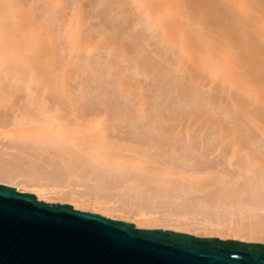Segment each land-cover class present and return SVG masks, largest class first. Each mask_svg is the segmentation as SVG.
<instances>
[{"label":"rangeland","instance_id":"obj_1","mask_svg":"<svg viewBox=\"0 0 264 264\" xmlns=\"http://www.w3.org/2000/svg\"><path fill=\"white\" fill-rule=\"evenodd\" d=\"M3 0H0V36H1V38H0V52L1 51H3L4 53L3 54H1L0 53V70H3L4 68H7V63H9L8 64V66L10 65V66H13L14 64L13 63H15V61H16V59L15 58H17V56L18 55H22V56H26V57H24V58H26V60H30V56H32V55H35V61L34 62H39L38 61V57L40 56V53L42 52V49L41 48H43V46H46V45H50L52 42V44L51 45H55L54 43H56V46L54 47L53 46V48L55 49V53H54V56L50 59V61H48V63H46V64H43L42 66H43V68L45 67V70H47V71H53L55 68L57 69V70H54V74L53 75H55L54 76V80L53 81H51L52 82V85L53 86H55V88L53 87V89L51 90V91H53V92H50L49 94H47L48 96H55L56 95V93H57V96H63V99H65L66 101H69L70 100V97H71V100L73 99V102L72 103H76L75 104V106H74V104H73V108L74 109H76L77 107V111L80 113V115H81V117H80V119H78L77 117L74 119V117H73V119H72V117H70V116H65L66 118H67V120H68V117H69V119H70V121H75V123H77V125H81V126H83V127H89L90 126V120L92 121V116L93 115H96V113L99 115V113H102V111H104L105 109H110L109 110V112H111V117H110V123L109 124H111V125H109V127L111 126V128H109L110 130H112V131H110V130H108L109 131V135H110V138H112V140H114V141H112L110 144V146H111V148H110V151H111V149L113 150V152H114V154L115 155H120L121 156V151L123 152V157H124V159L123 158H121L120 156H118L119 157V163L118 162H115L116 164V167H119L118 168V170H117V168L114 166V162L113 163H111L112 161H107V159H102L101 157L99 158V157H92V156H90L89 155V153H86L84 150L82 151V149L83 148H76V147H78V146H76L77 144L75 143V141L74 140H72V141H68V145L69 146H67V145H65L66 147H68L69 149H70V152H72L73 153V155L76 157V159H77V161L79 160H81L80 162H83L84 163V165L82 164V163H77L76 162V164H77V166H76V164H75V162H74V165L73 164H71L72 165V167L71 166H64L63 164H65V163H62V162H60V160L59 159H57V157H56V159H55V157H53V158H51L50 159V157L51 156H48L49 155V153H48V155L47 154H43L44 152H41V150H40V148L36 145V144H38L40 141H42V140H44L43 138H39V137H34L33 135V137L32 138H30L31 140H25V141H23V140H20L19 138H15V139H11V142H10V139L9 138H6V136H4V135H2V133L1 132H3L4 130V125H0V171L2 172V174H0L1 176L0 177H3L2 179H0V184H4V185H7V186H11V187H15V188H17V190L18 191H20V192H24V193H33V194H35L36 196H38L37 194H38V192H37V190H35V188H33V187H36L37 185H39V184H48V185H54V186H58V185H61V186H63V185H66V186H68V184H70L67 188H66V190H68V191H71V189H73L72 191H74L75 193H78V194H81V195H84V194H87L86 196H90V198L91 199H93V198H95V199H99V200H108L107 202H109L110 203V201L109 200H111L112 199V201H113V203H114V200H115V202H116V200L118 201V204H120L119 202H123V203H126L125 204V208L126 209H128V210H133V209H145V211H150V213H152V214H154V216H156V217H161V216H163V217H167L168 215L170 216H168V218H171L172 220H173V222H172V224H180L181 226H184V225H187V224H190L189 226V229H187L186 227H184V228H176L174 225H165V223H160V222H155V223H140V221H139V219L137 220V216L136 217H134V216H123V215H119V214H116L115 215V213L114 214H112V213H108V212H105V211H102V210H100V209H98V207H96V206H94V205H91V204H81V205H77V208H75L74 206L76 205L75 204V202L73 201V200H65L64 198H62V197H58L57 198V196H49L48 197V199L45 197H42L41 199H39L38 197V199L39 200H43V201H45V202H51V203H62V204H70V205H72L75 209H77V210H81V211H86V212H92V213H96V214H100V215H102V216H105V217H107V218H110V219H113V220H120V221H124V222H129V223H133V224H135L136 225V227H138V228H144V229H154V228H165V229H171V230H175V231H180V232H187V233H190V234H194V235H196V236H201V237H217V238H221V239H239V238H235V236L233 237L232 235H230V237L229 236H225V235H222V234H219V233H214L215 231H212V232H209L208 233V231H205V230H203V228L204 227H215L216 229L217 228H221L222 226L221 225H223V227L224 228H227V227H225L224 225H226V226H231V227H233V225L234 226H237V227H239L240 225V227H243L242 226V224L243 225H245L244 227H247L246 225H255L254 224V222L256 223L257 221H259V223L257 222V224H260V221H261V223H263V221H264V212H262L263 210H260L259 208H258V206L256 207V203H254V200L256 199H258L257 197V195H254V194H250V195H252L253 196V199H251L252 198V196L250 197V199H246V198H240V200H238L239 198L238 197H236V199H235V197H226V195H224V194H227L228 192L229 193H231L233 190H231V189H233L234 187H236L239 183H237V182H240V181H243L245 184L246 183H249L250 182V180H249V175H248V173H247V171L245 172V171H243V170H241V168L243 167V166H246V162H247V165L248 164H251L252 165V162L255 164V157H254V154H252L251 155V157L249 156V157H247V155H250V154H246L247 152H245V150L247 149H253L254 151H256V152H258L259 151V153H261L260 152V150L261 151H263V153H264V133H262V132H264L263 130L264 129H262V128H264V123L263 122H259V121H261L260 120V115H259V113H258V111H259V109H261L260 107H261V105L259 104L260 102H254V101H251V103H250V105H249V107L251 106V105H253V106H251L250 108H249V110H248V106L247 107H245V109H246V114H244V117H243V115L241 114V113H239L240 111V109H238V106H236L234 103L235 102H233L232 100H230L229 98V96H227V94H226V90H224V95L222 94V93H220V92H223V91H221V89L219 88V87H215L216 86V82L215 83H209V82H207V81H204L203 83H200V84H198V86H196L197 85V82H196V84L194 85V83L195 82H192V85L194 86V87H197L196 89H194V90H198L197 91V93L195 92V93H193L191 96L193 97V98H191V96L190 97H188V96H186V97H184V99L182 98V99H179V98H177V99H175L176 97H175V93H173L172 92V87H170V85L168 84L167 85V82L165 81V80H163V79H161V78H157L152 72H150L151 70H149V72L148 71H146V70H144L142 67H140V66H138V64L135 62V61H130V59L128 58V57H126L125 56V54H123L122 55V53L120 54V55H117V54H119V53H116L114 50H112L108 45H106L105 44V41L103 42V40H104V38H105V35L108 33V32H106V26L104 25V20H99V11L101 10V9H103V7H104V9H106L107 10V13H108V15H109V17H110V20L112 21V24L114 23V29H116L117 27L119 28V27H121L122 26V24H123V22H124V20H123V18H121V14H122V11H121V9L118 7V6H113V8L112 7H108L109 6V0L107 1L106 0V2H105V0H103L104 1V3L101 5V3L103 2L102 0H92V1H95V5L96 6H91V7H89V9H87L88 7H85V9H87V12L84 14V19L82 20V23L85 25V24H87V27H86V25L84 26L82 23V26L80 25V31L84 34V36L85 37H89L90 36V34H91V38H90V40L95 44H97L99 47H96V46H94L93 47V43L92 44H90L89 42H90V40H89V42H86L85 43V45H80L79 47L77 46V48L76 47H71V46H69V41H68V39H67V36H66V33H65V26H66V24L68 23V22H71L70 20L71 19H73V16H74V14L76 13L75 11H77V9H78V7H79V5H80V3H77V2H79L80 0H61L62 2H60L59 4H57L56 2H54L53 0H4L3 2H2ZM13 1V2H12ZM21 1V2H20ZM64 1V2H63ZM65 1H66V4H65ZM82 2H85V3H87L88 1L90 2L91 0H81ZM80 1V2H81ZM150 1H152V2H154V3H152V2H150ZM20 2V3H19ZM49 2V3H48ZM69 2V3H68ZM76 4H74V3ZM88 2V3H89ZM131 2H133V3H131ZM135 0H130V8L128 9L129 11H128V13L130 14V20H129V25H130V28H131V30H130V32H129V34L127 33V34H125V33H120L121 34V38L122 39H124L125 40V42L126 43H128V44H130L132 47L134 46V47H136V46H139V47H141V48H144V46L146 47V48H144V50L147 52V55L148 56H150L151 58L153 57V59L156 61V62H159V63H161V64H165V66H167L168 65V67H170V68H175V66H177V62H178V57H177V52H176V50H177V48H176V44H177V42L178 41H180V43L182 42V43H184V42H187L188 43V41H189V43H191L192 45H193V43L195 44V41H196V44H195V46H199V44H201V46H203V47H201V46H199V47H197V49H196V55L200 58L201 56V58L202 59H204V58H208L209 56H211L212 57V51H213V55L215 54V52H214V47L212 46L211 48H213L212 50H210L209 48H210V45L209 46H204L203 45V43H201V41H203V37H202V39H200L201 37H197L198 39H199V41H198V39L196 40L195 38V41L193 42V40H192V38L193 37H191L189 34H191V31L192 30H190V33H187V32H183V35L182 34H180L176 29H174L173 28V30H172V24L170 23V22H172L171 21V19H170V17H173L172 15H171V13L170 12H168L169 14H166V15H168L167 17L168 18H165V20L164 19H161V16L160 15H162V14H158L159 12H160V10H161V8H160V6L161 5H163L164 3L162 2V3H160V5L158 4L159 2H161V1H156V0H149V4H150V6H145V4H143V6H144V8L145 9H143V6L142 5H140V4H138L137 3V1L135 2ZM14 3V4H13ZM18 3V4H17ZM24 3V4H23ZM87 3V4H88ZM22 4V5H21ZM56 4H57V6H56ZM61 4V5H60ZM98 4V5H97ZM12 5V6H11ZM52 5H55L54 6V8H53V6ZM78 5V6H77ZM136 5V6H135ZM137 5L139 6V7H137ZM158 5V6H157ZM32 6H33V8H32ZM48 6H49V8H48ZM74 6V7H73ZM155 6V7H154ZM156 6L159 8L158 10H159V12L157 13V12H155V14L154 15H152V16H150V18H149V20H147L148 19V16L145 14V12L144 13H142L143 12V10L145 11V10H147L146 8H150L149 10H157V8H156ZM4 7V8H3ZM20 7H22L21 8V10H20ZM61 7H63V8H61ZM65 7V8H64ZM68 7V8H67ZM73 7V8H72ZM77 7V8H76ZM100 7V8H99ZM102 7V8H101ZM141 7V8H140ZM16 8V9H15ZM27 8V9H26ZM67 8V9H66ZM71 8V9H70ZM93 8V9H92ZM110 8H111V10H110ZM117 8V9H116ZM3 9V10H2ZM20 10V12L18 11V10ZM23 9H25L24 11H23ZM32 9V10H31ZM53 9V10H52ZM120 9V10H119ZM136 9V10H135ZM139 9H140V11H139ZM16 10V11H15ZM60 10H62L61 11V14H60ZM157 10V11H158ZM10 11L11 12H15L16 14H18V15H16V16H14V18L13 17H11L10 16ZM28 11V12H27ZM33 11V12H32ZM35 11H36V13H35ZM59 11V12H58ZM88 11H91L90 12V14L88 13ZM113 11V12H112ZM138 11L139 12H141L143 15H141V13H138ZM65 12V13H64ZM118 12V13H117ZM29 14V13H32L33 15H32V17H30V23L28 22V20L26 19V17H27V14ZM115 15H114V14ZM121 13V14H120ZM135 13V14H134ZM147 13V12H146ZM161 13H167V12H164V10H162L161 11ZM8 14V15H7ZM21 14V15H20ZM43 16H42V15ZM143 17H141L140 15ZM144 14L146 15L145 17H144ZM156 14H157V16H156ZM26 15V16H25ZM36 15H38L37 17H34V16H36ZM52 15V16H51ZM88 15V16H87ZM94 15V16H93ZM19 16V17H18ZM49 16V17H48ZM63 16V17H62ZM70 16V17H69ZM118 16H119V18H118ZM137 16V17H136ZM140 16V17H139ZM155 16V17H154ZM47 17V18H46ZM59 17H60V19H59ZM68 17V18H67ZM92 17H93V19H94V21H93V19H92ZM112 17H114V18H112ZM158 17H159V19H158ZM16 18V19H15ZM17 18H18V20H17ZM22 18V19H21ZM25 18V19H24ZM33 20H32V19ZM35 18V19H34ZM36 18H38L39 19V21H38V19H36ZM67 20H66V19ZM70 18V19H69ZM21 21H20V20ZM24 19V20H23ZM48 19V20H47ZM53 19V20H52ZM59 19V20H58ZM113 19V20H112ZM121 19V20H120ZM155 19V20H154ZM9 20V21H8ZM22 20H23V22H22ZM35 20V21H34ZM51 22H50V21ZM99 20V21H98ZM144 20H146L145 22H144ZM153 20V21H152ZM169 20H170V22H169ZM172 20H173V18H172ZM4 21V22H3ZM16 21H18V22H16ZM26 21H27V23L29 24V26H31V27H28V25H27V23H26ZM37 21V22H36ZM115 21V22H114ZM136 21V22H135ZM155 21V22H154ZM5 22H7L6 24H5ZM15 22H16V24H15ZM45 22H48V24H47V27H45L46 29H47V31L46 32H44V33H47V34H44L42 31H41V29L43 28V25L45 24ZM53 22V23H52ZM139 22V23H138ZM158 24H157V23ZM160 22H161V25H160ZM2 23V24H1ZM10 23V24H9ZM14 23V24H13ZM31 23H33V24H31ZM51 23V24H50ZM90 23V24H89ZM117 23V24H116ZM149 25H148V24ZM152 23V25L154 26V28H152L151 26H150V24ZM156 23V24H155ZM163 23V24H162ZM167 23V24H166ZM25 24H26V26H25ZM38 24H41V25H39L38 26ZM54 24V25H53ZM62 24V25H61ZM138 24V25H137ZM141 24V25H140ZM166 24V25H165ZM169 24V25H168ZM14 25V26H13ZM51 25H52V27H51ZM98 25V26H97ZM100 25V26H99ZM103 25V26H102ZM116 25V26H115ZM155 25H156V27H160L159 28V30L157 31L155 28ZM22 26H23V29L25 28V30H22ZM36 26H38L39 28L40 27H42V28H38V27H36ZM45 26V25H44ZM93 26V27H92ZM136 26V27H135ZM138 26V27H137ZM142 26V27H141ZM165 26V27H164ZM3 27H5V28H3ZM14 27H15V29H14ZM27 27V28H26ZM33 27V28H32ZM37 29V31H38V34L40 35V36H42V34L44 35V36H42L44 39L47 37V35H48V39L46 38L45 40H48L47 42H49V43H46L45 44V40L43 41V38H39V35H37V34H35V32L37 33V31L35 30V28ZM84 27H85V30H83L84 29ZM91 27V28H90ZM95 27V28H94ZM163 27V28H162ZM166 27H167V29H166ZM12 28V29H11ZM45 28H43V30L45 31L46 29ZM62 28V29H61ZM63 28H64V30H63ZM153 30H152V29ZM171 28V31L169 30V29ZM31 29V30H30ZM39 29V30H38ZM61 29V30H60ZM86 29H87V31H86ZM93 29V30H92ZM103 29V30H102ZM151 29V30H150ZM155 29V30H154ZM7 32H6V31ZM12 30H14V31H12ZM95 30V31H94ZM136 30V31H135ZM139 30H140V32H139ZM176 30V31H175ZM3 31V32H2ZM27 31V32H26ZM32 31H34V33L32 32ZM39 31H41V32H39ZM52 31V32H51ZM92 31V32H91ZM100 31V32H99ZM102 31V32H101ZM105 31V32H104ZM132 31H134V32H132ZM168 31V32H167ZM2 32V33H1ZM5 32H6V34H5ZM17 34V35H15V33ZM56 32H57V35H56ZM85 32V33H84ZM96 32V33H95ZM148 32V33H147ZM153 32H154V34H153ZM167 32V33H166ZM169 32L171 33V34H169ZM173 32V33H172ZM176 32H178V33H176ZM10 33V34H9ZM22 33V34H21ZM42 33V34H41ZM61 33V34H60ZM64 33V34H63ZM102 33V34H101ZM136 33V35H133V34H135ZM165 33H166V35H165ZM174 33H176V34H174ZM103 34H104V36H103ZM125 34V35H124ZM156 34V36H154ZM182 36H180V35ZM187 34L189 35V36H187ZM6 36V38H5V36ZM12 35V36H11ZM21 35H23V36H25V37H23V36H21ZM63 35V36H62ZM131 35V36H130ZM133 35V36H132ZM138 35V36H137ZM176 37V38H172V40L174 39V43L172 42V40L170 39L171 37H174V36ZM18 36H19V38H18ZM34 36V37H33ZM66 38H65V37ZM93 36V37H92ZM120 36V35H119ZM124 38H123V37ZM128 36V37H127ZM136 36V37H135ZM170 38H169V37ZM178 36H179V38H178ZM187 36V37H186ZM10 37V38H9ZM37 37V38H36ZM56 37V38H55ZM95 37H96V39H95ZM130 37V38H129ZM132 37V38H131ZM148 37V38H147ZM151 37V38H150ZM165 37H166V39H165ZM3 38V39H2ZM8 38V39H7ZM21 38V39H20ZM25 38V39H24ZM33 38V39H32ZM34 38H36V40L34 39ZM100 38H101V40H100ZM142 38V39H141ZM187 39V40H185V39ZM190 38H191V40H190ZM24 39V40H23ZM40 39V40H39ZM42 39V40H41ZM94 39V40H93ZM130 39V40H129ZM156 39L158 40V41H156ZM165 39V40H164ZM170 40V42H167V41H169ZM179 39V40H178ZM29 40V41H28ZM54 40V41H53ZM98 40V42H96ZM132 40L134 41L133 43H132ZM140 40V41H139ZM142 40V41H141ZM152 40H154V41H152ZM164 40V41H163ZM184 40V41H183ZM201 40V41H200ZM7 41V42H6ZM12 41V42H11ZM18 41V42H17ZM136 41V42H135ZM160 41V42H159ZM177 41V42H176ZM192 41V42H191ZM197 41H198V44H197ZM27 42V43H26ZM30 42V43H29ZM44 42V43H43ZM131 42V43H130ZM143 42V43H142ZM148 42V43H147ZM159 42V43H158ZM172 42V43H171ZM176 42V43H175ZM7 43H9L8 45H7ZM12 43H14V44H12ZM20 45H19V44ZM22 43H24V44H22ZM59 43V44H58ZM60 43H61V45H60ZM87 43H88V45H87ZM137 43V44H136ZM139 43H141L140 45H139ZM152 43V44H151ZM166 43V44H165ZM168 43V44H167ZM180 43H178V44H180ZM3 44V45H2ZM11 44V45H10ZM44 44V45H43ZM90 44V45H89ZM103 44H105V45H103ZM134 44V45H133ZM144 44V45H143ZM146 44V45H145ZM154 44V45H153ZM164 44V45H163ZM174 45V46H172V45ZM50 45V46H51ZM159 45V46H158ZM168 45H170L169 47H168ZM14 46V47H13ZM24 46H26V47H24ZM31 46V47H30ZM40 46V47H39ZM42 46V47H41ZM152 46V47H151ZM163 46V47H162ZM6 47V48H5ZM12 47V48H11ZM60 47H63V48H60ZM89 47H92V49L91 48H89ZM96 47V48H95ZM105 47V48H104ZM172 47H174V49H172ZM206 47V48H205ZM209 47V48H208ZM2 48H4V49H2ZM21 48V49H20ZM65 48H67V49H65ZM79 48H81V49H79ZM84 48V49H83ZM87 48V49H86ZM104 48V49H103ZM166 48V49H165ZM169 50H168V49ZM205 48V49H204ZM6 49V50H5ZM13 49V50H12ZM20 49V50H19ZM40 49H41V51H40ZM59 49V53H57L58 50ZM94 49H95V51H94ZM133 49H136V48H133ZM171 49H172V51H171ZM201 49V50H200ZM71 52H70V51ZM72 50H73V52H74V55H73V52H72ZM101 50V51H100ZM102 50H103V52H102ZM113 52H112V51ZM200 50V51H199ZM206 50V51H205ZM210 52H209V51ZM10 51H11V53H10ZM28 51L30 52V53H28ZM37 51H40V53L39 52H37ZM68 51H69V54H67L68 53ZM91 53H90V52ZM93 51V52H92ZM169 51V52H168ZM16 52V53H15ZM26 52V53H25ZM62 52V53H61ZM171 52H174V53H171ZM199 54H198V53ZM209 52V53H208ZM16 55H15V54ZM36 53V54H35ZM81 53V54H80ZM85 54V56H83L84 54ZM168 53V54H167ZM211 53V55H209ZM13 54V55H12ZM57 54H58V56H57ZM71 54V55H70ZM86 54H89V55H86ZM96 54V55H95ZM99 56H98V55ZM101 54V55H100ZM115 56H114V55ZM132 55L131 56H135L136 55V50H135V52L133 51V53H131ZM135 54V55H134ZM3 55V56H2ZM15 55V56H14ZM73 55V56H72ZM79 57H78V56ZM173 55V57H171ZM209 55V56H208ZM4 56H8V57H5L4 58ZM11 56V57H10ZM37 56V57H36ZM61 56V57H60ZM88 56H89V59H87L88 58ZM94 56V57H93ZM104 56V57H103ZM120 56V57H119ZM176 56V57H175ZM12 57H13V59H12ZM56 57H58V58H56ZM102 57V58H101ZM162 57V58H161ZM165 57V58H164ZM169 57H171V58H169ZM2 58H3V60H2ZM9 58H10V60H9ZM29 58V59H28ZM37 58V59H36ZM73 58V59H72ZM80 58V59H79ZM96 58V59H95ZM118 58H119V60H118ZM134 58V57H133ZM135 58H136V56H135ZM210 58V57H209ZM208 58V59H209ZM15 59V60H14ZM55 59H57L56 61H55ZM65 59V60H64ZM69 59V60H68ZM87 59V60H86ZM91 59H93V60H91ZM117 59V60H116ZM122 59H124V60H122ZM175 61H174V60ZM62 60V61H61ZM66 60H68L69 62V64H66L67 63V61ZM78 62H76V61ZM80 60V61H79ZM85 60V61H84ZM115 60V61H114ZM139 60V59H138ZM7 63H6V62ZM10 61V62H9ZM64 61V62H63ZM83 61V62H82ZM104 61H106V62H104ZM112 61V62H111ZM126 61V62H125ZM129 63H128V62ZM162 61V62H161ZM2 62H3V65H2ZM13 62V63H12ZM66 62V63H65ZM73 64H72V63ZM86 64H85V63ZM165 62V63H164ZM171 62V63H170ZM5 63V64H4ZM11 63V64H10ZM84 63V64H83ZM92 63V64H91ZM93 63H95V64H93ZM100 63V64H99ZM113 63H114V65H113ZM133 63V64H132ZM168 63V64H167ZM13 64V65H12ZM40 64V63H39ZM61 64H63L62 66H61ZM70 64H72V65H74V68L73 67H71V65ZM117 64H119V66L117 65ZM132 64V65H131ZM136 64H137V66H136ZM173 64V65H172ZM5 65V66H4ZM46 65H48V66H46ZM50 65V66H49ZM53 65V67H51ZM56 65H58V68H57V66ZM65 65V66H64ZM67 65V66H66ZM92 65V66H91ZM100 65H102V66H100ZM105 65V66H104ZM140 65V64H139ZM70 66V67H69ZM80 66H84V68L85 67H87V69L85 70V73L83 74V76L87 79V85L86 86H84L82 83H81V80L79 79V78H74V80L72 79L73 77H74V73H75V71H73L75 68L76 69H79L80 68ZM109 66V67H108ZM113 66L116 68V69H118L117 71H116V69L114 68V70H113ZM134 66V67H133ZM226 66H228V65H226ZM49 67H50V69H49ZM62 67V68H61ZM92 67H94V68H92ZM106 67H107V69H106ZM119 67V68H118ZM139 69H138V68ZM53 68V69H52ZM60 68V69H59ZM91 68H92V70H91ZM136 68V69H135ZM61 69H64L63 70V72L62 73H64V79L65 78H67V77H65V75H66V72L69 74V71L68 70H72L74 73H72L71 74V72H70V76H68V74H67V76L68 77H70V78H68V79H65V81H64V83H66L67 85H65V87H61L60 85H59V82L61 81V79L59 78V76H60V74H62L61 73ZM94 69V70H93ZM58 70H60V72H58ZM66 70V71H65ZM101 70V71H100ZM103 70V71H102ZM108 70V71H107ZM109 70H110V73H109ZM113 70V71H112ZM136 70H138L137 72H136ZM142 70H144V71H142ZM65 71V72H64ZM91 72V74H90V77H89V73L88 72ZM95 71V72H94ZM105 71V72H104ZM121 71H123L124 73H125V75H124V73L123 72H121ZM58 72V73H57ZM108 72V73H107ZM112 72H113V74H112ZM115 72V73H114ZM140 72V73H139ZM87 73V74H86ZM98 73V74H97ZM137 73V74H136ZM183 73V72H182ZM182 73H181V75H182ZM57 74H59V75H57ZM112 74V75H111ZM121 74H123V75H121ZM141 76H139V75ZM142 74V75H141ZM147 74V75H146ZM184 74V73H183ZM106 75V76H105ZM153 75H154V77H153ZM58 76V77H57ZM96 78H94V77ZM120 76V80H119V77ZM121 76H123L122 78H121ZM137 76V77H136ZM146 76V77H145ZM61 77V76H60ZM76 77H78V75H76ZM98 77V78H97ZM116 79H115V78ZM125 77H127L128 79H129V81H128V79L127 78H125ZM134 77V78H133ZM103 78H105V79H103ZM112 79V81H111V79ZM150 78V79H149ZM56 79V80H55ZM69 79H71L70 81H71V83H69L70 81H69ZM91 79V80H90ZM103 79V80H102ZM110 79V80H109ZM136 79V80H135ZM142 81H141V80ZM60 80V81H59ZM77 80V81H76ZM95 81V83H94V81ZM117 82H116V81ZM123 80H126V82L128 83V84H126V85H124V87H121L120 86V82L121 81H123ZM140 80V81H139ZM148 81V82H146V81ZM157 80V81H156ZM162 80V82H160ZM26 80H24L23 82H21V85H18V86H20V88H22V89H25V88H23L22 86H26V82H25ZM69 81V82H68ZM74 81V82H73ZM80 81V82H79ZM115 81V82H114ZM119 81V82H118ZM138 81V82H137ZM80 84H82V85H80ZM88 82H90L89 84H88ZM92 82V83H91ZM98 84H97V83ZM114 82V83H113ZM129 82H131V84L129 83ZM143 82V83H142ZM152 82V83H151ZM159 84H158V83ZM35 83H38L37 81H34L33 82V84H32V86H33V88L35 87L36 88V84ZM110 83V84H109ZM116 83V85L114 86V84ZM134 83V84H133ZM151 83V84H150ZM68 84H70V85H68ZM72 84V85H71ZM91 84V85H90ZM137 84H140V85H138V89H137V87H136V85ZM150 84V85H149ZM161 84V85H160ZM209 86H208V85ZM218 84V83H217ZM38 85H39V83H38ZM37 85V86H38ZM60 87H59V86ZM75 85V86H74ZM95 85H97V86H95ZM119 85V86H118ZM131 85V86H130ZM145 85V86H144ZM148 85V86H147ZM153 87H152V86ZM155 85V86H154ZM167 85V86H166ZM214 85V86H213ZM224 85V84H223ZM66 86H70L69 88L67 87L66 88ZM88 86H90V87H88ZM93 86V87H92ZM101 88H100V87ZM142 88H141V87ZM143 86H144V88H145V90H144V88H143ZM199 86H201V87H199ZM203 86H204V88H203ZM210 86H212V87H210ZM226 86V85H225ZM78 87V88H77ZM94 87H96V88H94ZM113 87V88H112ZM117 87V88H116ZM120 87V88H119ZM135 88L134 90L133 89H131V88ZM150 87V88H149ZM159 87V88H158ZM167 87V88H166ZM199 87V88H198ZM215 87V88H214ZM60 88V89H59ZM62 88H64V89H62ZM77 88V89H76ZM87 88V89H86ZM104 88V89H103ZM110 88V89H109ZM122 88H124V89H122ZM128 88L130 89L129 90V92H128ZM140 88L142 89V90H140ZM147 88V89H146ZM160 88H162L161 90H160ZM163 88L165 89V91L163 90ZM214 88V89H213ZM216 88H219V90L218 89H216ZM55 89V90H54ZM65 89H66V91H65ZM69 89H70V91H69ZM80 91H79V90ZM92 89V90H91ZM97 89V91L95 92V90ZM107 89H109V90H107ZM115 89V90H114ZM120 89V90H119ZM203 91H202V90ZM216 89V90H215ZM224 89H226V87L224 88ZM57 90V91H56ZM59 90V91H58ZM62 90V91H61ZM87 92H86V91ZM104 90V91H103ZM119 90V91H118ZM123 90V91H122ZM137 90H138V92H137ZM156 90V91H155ZM213 90V91H212ZM55 91H56V93H55ZM69 91V92H68ZM132 93H131V92ZM145 91H147V92H145ZM207 91H210V92H214L213 94V97H209V94H206V93H209V92H207ZM64 93V94H62V93ZM79 92V93H78ZM90 92V93H89ZM102 92V93H101ZM113 92V93H112ZM118 92H119V95L121 96H119L118 95ZM123 94H122V93ZM135 92V93H134ZM159 92V93H158ZM202 92V93H201ZM206 92V93H205ZM217 92V93H216ZM71 93V94H70ZM104 93V94H103ZM126 93V94H125ZM138 93V94H137ZM140 93V94H139ZM144 93V94H143ZM146 93V94H145ZM165 95H164V94ZM205 93V94H204ZM219 93V94H218ZM93 94V95H92ZM113 94H115L114 96H113ZM125 94V95H124ZM158 94V95H157ZM163 94V95H162ZM199 95L200 96V94H201V98H200V100H199V98H198V96L197 95ZM212 94V93H211ZM226 94V95H225ZM70 95V96H69ZM90 95V96H89ZM118 97H117V96ZM130 95V96H129ZM141 97H140V96ZM142 95H144L143 97H142ZM202 95H205V97L204 96H202ZM208 95V96H207ZM36 95H32V99L35 97ZM67 96H68V98H67ZM81 96V97H80ZM108 96H110V97H108ZM128 96V97H127ZM137 96V97H136ZM151 96H153L152 98H151ZM159 96H161V97H159ZM173 96V97H172ZM195 96H197L196 98H195ZM219 96V97H218ZM226 96V97H225ZM91 97V98H90ZM101 97H102V99H101ZM105 97V98H104ZM108 97V98H107ZM139 97H140V99H139ZM172 97V98H171ZM175 97V98H174ZM215 97V98H214ZM225 97V99H223ZM107 98V99H106ZM113 98V99H112ZM190 98V99H189ZM205 98V101L203 100ZM207 98H209V100L211 101V103L209 102V100L207 99ZM216 98L218 99L217 101H216ZM35 99V98H34ZM88 99V100H87ZM101 99V100H100ZM142 99V100H141ZM145 101H144V100ZM148 99H150V101L148 100ZM153 99V100H152ZM165 99V100H164ZM173 99V100H172ZM191 99H193V101L191 100ZM222 99V100H221ZM229 99V100H228ZM70 100V101H71ZM79 100V101H78ZM83 100V101H82ZM85 100V101H84ZM94 100V101H93ZM171 100V101H170ZM175 100V101H174ZM183 100H185V103H182V102H184ZM186 100H187V102H186ZM208 100V102H206ZM215 100V101H214ZM246 100V99H245ZM104 101V102H103ZM149 101V102H148ZM161 101V102H160ZM172 101H174V102H172ZM189 101V102H188ZM195 101V102H194ZM197 101H199V103H197ZM218 101H219V103H218ZM86 102V103H85ZM103 102V103H102ZM123 102H124V104H123ZM141 102V103H140ZM143 102H144V104H143ZM152 102V103H151ZM157 102V103H156ZM192 102H194L195 104H200V102L202 103V104H204V106H206L204 109L205 110H208V111H206L205 112V110H202V113L200 114H198L199 116H202L203 115V118H200L199 116H197V118H194V116L192 117V113L195 111V109H193L192 110V108L194 107L193 105H195L194 103H192ZM213 102H214V104L215 105H218L219 106V108L220 109H218V106L217 107H214V106H212L211 104H213ZM105 103V104H104ZM128 103V104H127ZM147 103V104H146ZM177 103V104H176ZM209 103V104H208ZM216 103H218V104H216ZM255 103V104H254ZM83 104V105H82ZM110 104V105H109ZM130 104V105H129ZM148 104H150V106L148 105ZM164 104V105H163ZM169 104V105H168ZM180 104V105H179ZM189 104V105H188ZM82 105V106H81ZM91 105V106H90ZM93 105V106H92ZM101 105V106H100ZM103 105V106H102ZM118 105V106H117ZM147 106V110H146V106ZM208 105V106H207ZM210 105V106H209ZM258 105V106H257ZM97 106V107H96ZM105 106V107H104ZM109 106V107H108ZM116 106V107H115ZM154 106V107H153ZM164 106V107H163ZM178 106V107H177ZM183 109H181L180 107ZM82 107V108H81ZM93 107H94V109H93ZM124 107V108H123ZM143 109H142V108ZM156 107V108H155ZM173 107V108H172ZM176 107V108H175ZM186 107V108H185ZM189 107V108H188ZM213 107V108H212ZM81 108V109H80ZM99 108V109H98ZM105 108V109H104ZM121 110H120V109ZM127 108V109H126ZM128 108L130 109V110H128ZM132 108V109H131ZM152 110H151V109ZM163 108V109H162ZM170 109V110H167V109ZM181 110H180V109ZM210 108V109H209ZM258 108V109H257ZM79 109H80V111H79ZM85 109V112L83 111ZM103 109V110H102ZM112 109H114V110H112ZM117 109H119V110H117ZM141 110V111H139V110ZM159 109V110H158ZM189 109V110H188ZM212 109V110H211ZM215 109H217V110H215ZM237 109H238V111H237ZM93 110H95V111H93ZM102 110V111H101ZM158 110V111H157ZM161 110H163V111H161ZM166 110V111H165ZM224 110V111H223ZM256 110V111H255ZM92 111V112H91ZM98 111V112H97ZM135 111V112H134ZM143 111H145V112H143ZM177 111V112H176ZM182 111V112H181ZM210 111H211V114H209L210 113ZM214 111V112H213ZM217 111V112H216ZM220 111V112H219ZM223 111V112H222ZM86 112H88V113H86ZM91 112V113H90ZM94 112H95V114H94ZM131 112V113H130ZM138 112V113H137ZM154 112H156V113H154ZM160 112V113H159ZM162 112V113H161ZM164 112V113H163ZM187 112H188V114H187ZM205 112V113H204ZM214 114H213V113ZM218 112H219V114H218ZM225 112V113H224ZM226 112H227V114H226ZM93 113V114H92ZM113 113V114H112ZM119 113H121V114H119ZM123 113V114H122ZM125 113V114H124ZM142 113H144V114H142ZM151 113H152V115H153V117H152V115H151ZM174 113V114H173ZM176 113V114H175ZM204 113V114H203ZM208 115H207V114ZM217 113V114H216ZM223 115H222V114ZM258 113V114H257ZM20 114V113H19ZM86 114V115H85ZM92 114V116L91 117H88V116H90ZM137 114V115H136ZM156 114H158L159 116L158 117H156L157 115ZM166 114V115H165ZM170 114V115H169ZM174 116H173V115ZM185 116H184V115ZM220 114H221V116H220ZM225 114V115H224ZM229 114V115H228ZM22 115H23V117H22V119H21V121H20V123L17 125V123L14 125V124H11L10 125V127L8 126V128H12V125H13V127L14 128H21V129H31V133L33 134V131L36 133V131H37V128H38V131L43 127V128H45L46 126L45 125H48V122L47 121H49V119L47 118H45V120H42V119H39V117H37V116H35L34 117V119H32L33 117H31L29 120H30V123L28 122V123H26V124H23V121L24 122H27L26 120H28L27 118L28 117H26V116H24V114L22 113ZM64 115V114H63ZM115 115V116H114ZM121 115V116H120ZM138 115H139V118H138ZM141 115H142V118H141ZM143 115H145V117L143 116ZM162 115H164V116H162ZM177 115H179V118H178V116ZM186 115H188V116H186ZM204 115L206 116V117H204ZM211 115H213V117L210 116ZM214 115H216V116H214ZM221 117H219V116ZM227 115V117H228V119H227V117H224V116H226ZM83 116V117H82ZM112 116H113V119H112ZM120 117V118H118V117ZM127 116H129L128 118L130 119H128L127 118ZM131 116V117H130ZM161 116H162V118H161ZM167 116H170V117H167ZM181 116V117H180ZM190 116V117H189ZM210 118H209V117ZM230 116V117H229ZM233 116V117H232ZM242 116V117H241ZM96 117H97V115H96ZM173 117V118H172ZM178 119H177V118ZM184 117V118H183ZM189 117V118H188ZM192 117V118H191ZM198 117H199V119H198ZM219 117V118H218ZM224 118V120H223V118ZM241 117V118H240ZM21 118V117H20ZM24 118V119H23ZM82 118H84V120L82 119ZM86 118H87V120H89L88 118H90V120L89 121H87L86 120ZM93 118H94V116H93ZM205 118V119H204ZM212 118H214V119H212ZM215 118H216V120H222V122H224L225 121V123H224V125H225V127H227L228 125V127H227V129L225 128V130H224V132L226 131V133H224L223 134V131L222 130H220V131H222V132H220L219 131V129H214L213 127H212V125H211V122L213 121V120H215ZM218 118V119H217ZM231 118H233V120L231 119ZM240 118V119H239ZM32 119V120H31ZM44 119V118H43ZM52 119V118H51ZM83 121H82V120ZM116 119V120H115ZM164 119V120H163ZM173 119V120H172ZM176 119V121H174ZM182 119V122L180 121ZM198 119V121H196ZM204 119V120H203ZM208 119V120H207ZM226 119H227V121H226ZM230 119V120H229ZM239 119V120H238ZM35 120V121H34ZM42 120V121H41ZM66 120V121H67ZM79 120V121H78ZM80 120L82 121V122H80ZM87 122H86V121ZM114 120V121H113ZM119 120V121H118ZM139 120V121H138ZM149 120V121H148ZM163 120V121H162ZM170 120H172L173 122H171ZM178 120H179V122H181V123H179L178 122ZM186 120V121H185ZM194 120H195V122H194ZM203 120V121H202ZM209 120H210V122H209ZM41 121V122H40ZM47 123H46V122ZM69 121V120H68ZM109 121V120H108ZM123 121V122H122ZM136 121V122H135ZM156 121H158L157 123H156ZM188 121H189V123H188ZM193 121V122H192ZM232 121V122H231ZM242 121V122H241ZM34 122V123H33ZM37 122V123H36ZM46 124H45V123ZM83 122H84V125H83ZM86 122V123H85ZM116 122V123H115ZM127 122V123H126ZM130 122V123H129ZM162 122H164V123H162ZM169 123V125H168V123ZM170 122H171V124L173 123V124H175V123H177V125H179V124H181V126L179 127V126H177V125H173L172 127L175 129H173L172 127H171V125H170ZM187 122V123H186ZM196 122H197V124H196ZM199 122V123H198ZM210 124H209V123ZM228 122V123H227ZM230 122V123H229ZM42 123L44 124V125H42ZM70 123V122H69ZM113 123V124H112ZM155 123V124H154ZM161 123V124H160ZM203 123V124H202ZM205 123H208L209 125H207V124H205ZM231 123H233V124H231ZM237 123V124H236ZM34 124V125H33ZM42 125V126H39V125ZM115 124V125H114ZM141 124V125H140ZM158 124H160V125H158ZM165 124V125H164ZM166 124H167V126H166ZM185 124H187V125H185ZM188 124H189V128H188ZM195 124H196V126H195ZM258 124V126H256ZM263 125V127H261L262 125ZM6 125V124H5ZM22 125H23V127H22ZM147 125V126H146ZM163 125V126H162ZM198 125H200V126H198ZM205 125V126H204ZM207 125V126H206ZM233 126V128H232V126ZM235 125H237L236 126V128H235ZM239 125H243V126H241V128L239 127ZM45 126V127H44ZM103 126V125H102ZM115 126V127H114ZM120 126V127H119ZM142 126V127H141ZM156 126H157V128H156ZM160 126H162V127H165L166 126V129H167V127H168V130L167 131H163V130H161V127ZM175 126V127H174ZM245 126V127H244ZM1 127H2V129H1ZM29 127H31V128H29ZM104 127V126H103ZM103 127H99V129H102L103 130ZM116 127H119V128H116ZM171 127V128H170ZM187 127V128H186ZM197 127V129H194V128H196ZM200 127V128H199ZM209 127L211 128V129H209ZM230 127V128H229ZM260 127V128H259ZM5 130H7V125L5 126ZM40 128V129H39ZM116 128V129H115ZM130 128V129H129ZM177 128V129H176ZM179 128V129H178ZM182 128H185L184 130H181ZM231 128H232V130H231ZM235 128V129H234ZM246 130H245V129ZM35 129V130H34ZM132 129V130H131ZM158 129V130H157ZM160 129V130H159ZM173 129V130H172ZM189 130V132H188V130ZM208 129V130H207ZM214 129V131H213V133L212 132H210V131H212ZM234 129V130H233ZM236 129H238V130H236ZM262 129V130H261ZM3 130V131H2ZM33 130V131H32ZM120 130V131H119ZM122 130V131H121ZM174 131V133H176L175 134V138H174V133L173 132H171V133H169L170 131ZM181 132H180V131ZM192 130V131H191ZM194 130V131H193ZM197 130V131H196ZM241 130H243V131H241ZM247 130H248V133H247ZM37 131V132H38ZM185 133H184V132ZM217 131V132H216ZM236 132V134H235V132L232 134L231 132ZM238 131H240V132H238ZM245 131H246V133L247 134H249L248 136L249 137H251V139H247V140H242V138H240V140H238L237 141V139H235V137H238L239 136V133H242V134H245ZM253 133H252V132ZM5 132V131H4ZM3 132V133H4ZM107 132V131H106ZM117 132V133H116ZM169 134H171V135H173V136H171V135H169V137H168V133ZM204 132V133H203ZM215 132V133H214ZM230 132V133H229ZM254 132H255V134H254ZM94 133V132H93ZM149 133V134H148ZM164 133H166V134H164ZM181 133V134H180ZM188 133H189V135H188ZM195 133V134H194ZM201 133V134H200ZM95 134V133H94ZM139 134H140V136H139ZM183 134V135H182ZM206 134H207V136H206ZM209 134V135H208ZM211 134V135H210ZM232 136H231V135ZM237 135V136H234L233 137V135ZM247 134H245V136H247ZM114 137H113V136ZM159 135V136H158ZM192 135L193 136H195L194 138L192 137ZM213 135V136H212ZM218 135H219V137H218ZM230 136V139H229V136ZM263 135V136H262ZM180 136V137H179ZM190 136H191V138H190ZM196 136H197V138H196ZM203 136V137H202ZM212 136V137H211ZM226 136V137H225ZM243 136V135H242ZM254 138H253V137ZM172 137V138H171ZM179 137V138H178ZM185 137V138H184ZM188 137H189V139H188ZM198 137H200V140H199V138ZM205 137V138H204ZM207 137H210V138H207ZM224 137V138H223ZM233 137V138H232ZM239 137H241V135L239 136ZM239 137H238V139H239ZM115 138V139H114ZM117 138V139H116ZM125 138V139H124ZM182 138V139H181ZM204 138V139H203ZM212 138V139H211ZM225 139V140H223V139ZM253 138V139H252ZM260 138V139H259ZM19 139V140H18ZM167 139H168V141H167ZM170 139V140H169ZM207 139H209L208 141H207ZM255 139H257L256 140V143H255ZM18 140V141H17ZM34 140H36L35 142H34ZM173 140V141H172ZM206 140V141H205ZM231 140H233L234 141V144H233V142L231 141ZM242 140V141H241ZM251 140H253L254 141V143L253 142H250ZM16 141V142H15ZM21 141V142H20ZM30 141H32V142H30ZM39 141V142H38ZM61 141H63V142H61V143H64L65 144V140H61ZM196 141V142H195ZM201 141V142H200ZM219 141H220V143H219ZM235 141H237L238 142V144L237 143H235ZM240 141H241V144H242V142L244 143V146H242L241 144H240ZM44 142V141H43ZM73 142V144H71ZM115 142H117V143H115ZM120 142V143H119ZM123 142V144H121ZM125 142V143H124ZM164 142V143H163ZM170 142V143H169ZM198 142V143H197ZM247 142H249V143H247ZM260 142V143H259ZM18 143V144H17ZM112 143L113 144H116V145H112ZM163 143V144H162ZM177 143V144H176ZM212 143V144H211ZM231 143V144H230ZM252 143V144H251ZM262 143H263V145H262ZM74 144H76L75 146H74ZM118 144V145H117ZM161 144V145H160ZM169 144V145H168ZM172 144V145H171ZM189 144H192V146L191 145H189ZM197 144H198V146H197ZM211 144V145H210ZM218 144V145H217ZM226 144V145H225ZM230 144V145H229ZM247 144H249V145H247ZM258 144H259V146H258ZM22 145V146H21ZM26 145V146H25ZM123 145H124V147H123ZM168 145V146H167ZM189 145V146H188ZM213 145V146H212ZM218 147H217V146ZM231 145H232V147H231ZM236 145V146H235ZM261 145V146H260ZM36 146V147H35ZM72 148H71V147ZM190 146H191V148H190ZM223 146V147H222ZM224 146H226V147H224ZM233 146H234V148H237V149H234L233 148ZM240 146V149H238V147ZM251 146V147H250ZM254 146V147H253ZM30 147H31V149H30ZM32 147H34L35 148V150H36V154H34L35 152H33V150L34 149H32ZM116 147H117V149H116ZM128 147V148H127ZM129 147H131V150H130V148ZM133 147V148H132ZM138 147V148H137ZM220 147V148H219ZM230 147V148H229ZM241 147H243L242 149H244V151L241 149ZM249 147V148H248ZM260 148V150H258V149H256V148ZM26 150H25V149ZM28 148V149H27ZM38 148H39V150H38ZM74 148V149H73ZM200 148V149H199ZM203 148V149H202ZM233 148V149H232ZM263 148V149H262ZM176 149V150H175ZM199 149V150H198ZM225 149V150H224ZM227 149H228V151H227ZM235 150V151H232V150ZM256 149V150H255ZM34 150V151H35ZM38 150V151H37ZM118 150L120 151V152H118ZM126 150V151H125ZM127 150H129L128 151V153H127ZM238 150V152L235 154V152ZM240 150L241 151H243V152H240ZM82 153H81V152ZM133 151V152H132ZM137 151H139V152H142V153H140V155L137 153ZM198 151V152H197ZM200 151V152H199ZM231 151V153H229ZM38 152H40V153H38ZM132 152V154H130ZM145 152H147V154H145V156H142V155H144V153ZM245 152V153H244ZM111 153H112V151H111ZM120 153V154H119ZM227 153H229V154H227ZM245 154V155H243V154ZM262 153V157L264 156V154ZM39 154H41L43 157H42V160H41V156L39 155ZM82 154V155H81ZM142 154V155H141ZM148 154H150V156L148 155ZM232 154H234L233 156H236L237 154V156L236 157H231V155ZM240 154V155H239ZM36 155V156H35ZM146 155H148V157L146 156ZM231 157V158H229V156ZM34 156V157H33ZM46 156V158H44ZM48 156V157H47ZM135 156V157H134ZM139 156V157H138ZM153 156V157H152ZM244 156H245V158L247 157L248 159H245L244 160V163L241 161V159L242 158H244ZM26 157V158H25ZM28 157V158H27ZM31 157H33V158H31ZM92 157V158H91ZM145 157V158H144ZM155 157V158H154ZM240 157V158H239ZM254 157V158H253ZM49 158V159H48ZM85 158V159H84ZM90 158H91V160H90ZM121 158V159H120ZM152 160H150V159ZM153 158V159H152ZM227 160H226V159ZM229 158V159H228ZM251 158V159H250ZM264 158V157H263ZM32 159V160H31ZM46 159V160H45ZM52 159H55V161H53ZM95 159H96V161H95ZM127 161H126V160ZM139 159V160H138ZM142 159H144V160H142ZM145 159H147V163H146V160ZM231 159V160H230ZM253 159V160H252ZM28 160V161H27ZM31 160V161H30ZM37 160V161H36ZM49 160V161H48ZM52 162H51V161ZM59 160V161H58ZM100 160V161H99ZM122 160V161H121ZM134 160V161H133ZM136 160V161H135ZM236 160V161H235ZM247 160V161H246ZM23 161V162H22ZM33 161L35 162V166H33L34 164H33ZM41 163H40V162ZM48 161V162H47ZM56 161H58L57 163H56ZM94 161V162H93ZM98 161V162H97ZM103 161V165L101 164V162ZM107 161V163H105ZM121 161V162H120ZM139 161H140V163H139ZM145 163H143V162ZM241 161V162H240ZM252 161V162H251ZM32 162V164H30ZM51 162V164H49ZM55 162V163H54ZM86 162V163H85ZM126 162V163H125ZM131 162V163H130ZM133 162V163H132ZM148 162H150V163H148ZM155 162H158V165H156V163ZM238 162H240L241 164H243V166H241V165H239V163ZM43 163V164H42ZM59 163V164H58ZM110 163L112 164V165H110ZM137 163V164H136ZM61 164H62V166H61ZM93 164H95L94 166H93ZM108 164H109V166L111 167H109L108 166ZM119 166H118V165ZM126 164H128V166H126ZM133 164V165H132ZM151 164V165H150ZM154 164V165H153ZM161 164V165H160ZM234 164V165H233ZM236 164V165H235ZM245 164V165H244ZM49 165V166H48ZM52 165V166H51ZM54 165V166H53ZM57 165H59V166H57ZM92 166V169H90L91 167L90 166ZM149 165V166H148ZM166 165V166H165ZM205 165V166H204ZM3 168H2V167ZM30 166H32L33 167V169H32V167H30ZM57 166V167H56ZM80 166H82V167H84V171H85V176L87 177L88 175V179L85 177L84 178V180L83 179H81V180H78V179H69V177L68 176H70V177H72L71 175H69V173L71 174V173H73V170H72V168L73 169H75V168H78V167H80ZM88 166V167H87ZM114 166V167H113ZM125 166V167H124ZM144 166H147V167H145L146 168V170H145V168H144ZM152 166V167H151ZM155 166V167H154ZM203 166V167H202ZM236 167V169L234 168V167ZM238 166V167H237ZM240 166V167H239ZM250 166V165H249ZM253 166V165H252ZM7 167V168H6ZM28 167V168H27ZM35 167H37V168H35ZM59 167V168H58ZM61 167H62V169H61ZM64 167V168H63ZM69 167V168H68ZM142 167V168H141ZM148 167H151V168H149L148 169ZM156 167H158L156 170H154V168H156ZM25 168V169H24ZM35 168V169H34ZM52 168H54V169H52ZM100 168V169H99ZM114 168V169H113ZM131 168H132V170H131ZM163 168V169H162ZM167 168V169H166ZM3 171H2V170ZM11 169H12V171H11ZM56 169H57V171H56ZM106 169V170H105ZM110 169V170H109ZM113 169V170H112ZM144 169V170H143ZM17 170V171H16ZM27 170V171H26ZM54 170V171H53ZM58 170H60V172L58 171ZM108 170V171H107ZM129 170H130V172H129ZM135 170V171H134ZM137 170V171H136ZM141 170V171H140ZM148 170H150V171H148ZM159 170V171H158ZM166 170H168V171H166ZM226 170V171H225ZM50 171H52L51 173H50ZM68 171V172H67ZM72 171V172H71ZM96 171V172H95ZM116 171V172H115ZM121 171H123V173L121 172ZM154 171V172H153ZM161 171H163V172H161ZM169 171H171V173H170V175H166V173H169ZM233 171H235L234 173H233ZM239 171V172H238ZM0 172V173H1ZM13 172H15L14 174H13ZM20 174H19V173ZM42 172V173H41ZM95 172V173H94ZM105 172H106V175L108 174V176H106L105 175ZM109 172V173H108ZM127 172V173H126ZM129 172V173H128ZM139 172H141L140 174H139ZM148 172H150V173H148ZM153 172V173H152ZM156 172V173H155ZM241 172H243V173H241ZM9 173V174H8ZM34 173V174H33ZM45 173V174H44ZM121 173V176L119 175ZM138 173V174H137ZM158 173V174H157ZM198 173V174H197ZM227 173V174H226ZM230 173V174H229ZM12 174V175H11ZM63 174H64V176H63ZM104 174V176H102V175ZM111 174V175H110ZM123 174H124V176H123ZM133 174V175H132ZM137 174V175H136ZM156 175V176H154V175ZM172 174V175H171ZM238 174H241V175H239L238 176ZM248 176H247V175ZM253 174V173H252ZM3 175V176H2ZM4 175H6V176H4ZM24 177H23V176ZM56 175V176H55ZM117 175V176H116ZM126 175H127V177H126ZM138 175H141L140 176V178H139V180H137L138 179ZM165 177H164V176ZM185 175V176H184ZM232 175V176H231ZM13 176H17L18 178H15V177H13ZM61 176V177H60ZM97 176V177H96ZM102 176V177H101ZM105 176H106V178H105ZM144 176V177H143ZM244 176H246L245 178H243ZM15 178V180L14 181H9V178ZM68 177V178H67ZM92 177V178H91ZM122 177V178H121ZM132 177V180L134 179V180H136L135 181V183H138V184H141V186L142 187H129V186H127V185H129L128 183H129V180L131 181V178ZM134 177V178H133ZM137 177V178H136ZM164 177V178H163ZM176 177V178H175ZM193 177V178H192ZM196 177V178H195ZM233 177H234V179H233ZM236 177V178H235ZM258 177V179L259 178H261V180L263 179L264 180V175L263 176H261L260 174L257 176ZM6 178H8V179H6ZM49 178V179H48ZM67 178V179H66ZM96 180H98V181H96ZM108 178H110V179H108ZM113 178V179H112ZM129 178V179H128ZM150 178L151 179H153V178H156V179H153V180H156V182L155 181H150ZM166 178H169V179H167L166 180ZM174 178V179H173ZM240 178V179H239ZM247 178V179H246ZM26 179V180H25ZM29 179V180H28ZM35 179V180H34ZM38 179V180H37ZM86 179V180H85ZM103 180V181H101V180ZM106 179V180H105ZM141 179V180H140ZM143 179V180H142ZM145 179V180H144ZM147 179H148V181H147ZM158 179H160V181H161V183H162V180H163V184H164V180H166V184H165V186H162L163 184H159V180ZM173 179V180H172ZM184 179V180H183ZM186 179V180H185ZM217 179H218V181H217ZM238 179V180H237ZM247 181H245V180ZM31 180V181H30ZM47 180V181H46ZM61 180V181H60ZM83 180V181H82ZM100 180V181H99ZM114 180V181H113ZM123 180L125 181V180H128V182L127 181H125V184H127V185H124V182H123ZM134 180L132 181V182H134ZM173 181V183H172V181ZM175 180V181H174ZM189 181V183H188V181ZM194 180V181H193ZM208 180H210V181H208ZM229 180V181H228ZM260 180V179H259ZM28 181H30V182H28ZM34 181V182H33ZM52 181V182H51ZM54 181H56V182H54ZM67 181V182H66ZM82 181V182H81ZM87 181V182H86ZM93 181V182H92ZM104 181H105V183H104ZM142 181V182H141ZM157 181H158V183H157ZM169 181V182H168ZM171 181V182H170ZM201 181L203 182V184L201 183ZM208 181V182H207ZM212 181V182H211ZM234 181V182H233ZM63 182V183H62ZM70 182V183H69ZM78 182V183H77ZM90 182V183H89ZM92 182V183H91ZM98 182V183H97ZM110 182V183H109ZM145 182V183H144ZM147 182V183H146ZM177 182V184H175ZM192 182H194V183H192ZM206 182H207V184H206ZM229 182V183H228ZM19 183V184H18ZM23 183L25 184L26 183V185H24L23 186ZM82 183V184H81ZM88 183V184H87ZM108 183V184H107ZM122 183V184H121ZM143 183V184H142ZM149 183V184H148ZM170 183H172V187H170L171 185H169ZM202 184V186H204L205 187V190H204V188L203 187H201V184ZM223 185H222V184ZM228 183V184H227ZM230 183H234L233 185H235L236 183V186H233L232 184H230ZM57 184V185H56ZM72 184V185H71ZM100 184H102V185H100ZM152 184H154V185H152ZM169 185V187H168V185ZM195 184H196V186H195ZM198 184H200L199 186H197ZM206 184V185H205ZM230 184V185H229ZM20 185V186H19ZM28 185H29V187H28ZM33 185V186H32ZM52 185V186H53ZM79 185H81V186H79ZM94 185V186H93ZM99 185H100V187H99ZM110 185H112L113 186V188H112V186H110ZM147 185H148V187H147ZM189 185H190V187H189ZM193 185V186H192ZM227 185V186H226ZM32 186V187H31ZM71 186V187H70ZM77 186V187H76ZM84 188H83V187ZM90 186H92V187H90ZM110 186V187H109ZM167 186V187H166ZM174 186H176V187H174ZM230 186V187H229ZM233 186V187H232ZM31 187V188H30ZM70 187V188H69ZM109 187V188H108ZM115 187H116V189H115ZM123 187V188H122ZM125 187V188H124ZM151 187H153V188H151ZM158 187H159V191H160V193L157 195V193L159 192L158 191ZM197 187H201V188H203V189H201V188H198L197 189ZM207 187V188H206ZM227 187V188H226ZM249 187V189H250V186H248ZM70 190H69V189ZM129 188H133L132 190L130 189L129 190ZM149 188V189H148ZM157 188V189H156ZM163 188V189H162ZM196 188V189H195ZM86 189V190H85ZM100 189V190H99ZM111 189V190H110ZM125 189H127L126 191H130V193L129 192H126L125 191ZM142 189V190H141ZM144 189V190H143ZM229 189V190H228ZM235 189V188H234ZM105 190H107V191H105ZM135 190H136V193H135ZM203 190V191H202ZM246 190L249 192V191H252V190H248V188H246ZM133 191H134V193H133ZM144 191V192H143ZM150 192V194H149V192ZM154 191H155V193H154ZM227 191V192H226ZM231 191V192H230ZM88 192V193H87ZM90 192H91V194H90ZM97 192V193H96ZM100 192V193H99ZM118 192L119 193H121L120 195L118 194ZM125 192V193H124ZM132 192V193H131ZM142 192V193H141ZM157 192V193H156ZM171 192V193H170ZM223 192V193H222ZM153 195H152V194ZM164 193V194H163ZM228 193V194H229ZM233 193V192H232ZM127 194H128V197H127ZM133 195V197H132V195ZM140 194V195H139ZM142 194V195H141ZM144 194V195H143ZM172 194V195H171ZM222 194V195H221ZM115 195V196H114ZM121 195H122V197H121ZM124 195V196H123ZM131 195V196H130ZM156 195V196H155ZM121 197L120 199H119V197ZM141 196V198H139ZM144 196H145V198H144ZM151 196V197H150ZM153 196V197H152ZM158 196V197H157ZM255 196V197H254ZM103 197V198H102ZM114 197H116L114 200H113V198ZM136 197V198H135ZM138 197V198H137ZM148 197V198H147ZM174 198V199H171V198ZM50 198V199H49ZM128 198V199H127ZM131 198V199H130ZM170 198V199H169ZM228 198H230V199H232V200H230V199H228ZM255 198V199H254ZM195 199V200H194ZM234 199H235V201H234ZM102 200V201H103ZM137 200V201H136ZM146 200V201H145ZM189 200H190V203H189ZM251 200V201H250ZM112 201H111V203H112ZM188 201V202H187ZM195 201V202H194ZM121 202V203H122ZM128 202V203H127ZM148 202V205L146 204ZM184 202V203H183ZM243 202V203H242ZM246 204H245V203ZM252 202H253V204H252ZM256 202V201H255ZM123 203L122 204H120V207H121V205L123 206ZM132 203V204H131ZM233 203V204H232ZM239 205H238V204ZM241 203L242 204H244V205H241ZM128 204V207L126 206ZM137 204V205H136ZM170 204V205H169ZM193 204V205H192ZM90 205L92 206V207H90ZM110 205V204H109ZM113 205V204H112ZM112 205H110V206H112ZM130 205V206H129ZM145 205H146V207H145ZM169 205V206H168ZM250 205V206H249ZM94 206V207H93ZM137 206H138V208H137ZM171 206V207H170ZM174 206V207H173ZM187 206H188V208L190 209V210H188V208H187ZM192 206V207H191ZM195 206V207H194ZM253 206H255V207H253ZM131 207V208H130ZM133 207V208H132ZM149 207V208H148ZM152 207V208H151ZM97 208V209H96ZM150 208H151V210H150ZM182 208H184V210L182 209ZM187 208V209H186ZM246 208V209H245ZM251 208H253V209H251ZM141 209V210H142ZM192 209L194 210L193 212H192ZM250 209V210H249ZM256 209V210H255ZM258 209V210H257ZM187 210V211H186ZM196 210V211H195ZM261 212H260V211ZM153 211V212H152ZM257 211V212H256ZM190 212V213H189ZM259 212H260V215H259ZM179 213V214H178ZM252 214V215H251ZM223 215V216H222ZM256 215H257V217H256ZM254 216V217H253ZM258 216H259V218H258ZM261 217V218H260ZM212 218V219H211ZM256 218L257 219H259V220H256ZM263 221H262V220ZM228 220H230V221H228ZM250 221V222H249ZM253 223H252V222ZM232 222H234V223H231ZM139 223V224H138ZM184 223H187V224H184ZM230 223V224H229ZM240 223V224H239ZM236 224V225H235ZM256 224V225H257ZM230 226H229V228H230ZM217 231V230H216ZM223 236V237H222ZM226 237V238H225ZM247 241V240H246ZM250 242H261V243H264V240H255V239H253V240H250Z\"/></svg>","mask_w":264,"mask_h":264},{"label":"bare ground","instance_id":"obj_2","mask_svg":"<svg viewBox=\"0 0 264 264\" xmlns=\"http://www.w3.org/2000/svg\"><path fill=\"white\" fill-rule=\"evenodd\" d=\"M4 1V0H3ZM2 1V2H3ZM50 1V0H49ZM54 2H58L57 4H59L60 2H62L61 0H53ZM70 1V0H69ZM73 1V0H72ZM81 1V0H80ZM77 2V3H80V5H79V7H78V9H77V11H75L76 13L74 14V16H73V19H71L70 21L71 22H68L67 24H66V26H65V33H66V36H67V39H68V41H69V46H71V47H76L77 48V46L79 47L80 45H85V43L86 42H89V40H90V36H91V34H90V36L88 37H85L84 36V34L80 31V25L82 26V20L84 19V14L87 12V9H89V7H93V6H96L94 3H95V1H88L87 3H85V2ZM103 1V0H102ZM108 1V0H107ZM132 1V0H131ZM137 1V3L138 4H140V5H142L143 6V4H145V6L147 7V6H150V4H149V0H135V2ZM156 1H161V2H159L158 4L160 5V3H164L163 5H161L160 6V8H161V10H160V12H159V8L156 6V8H157V10H149L150 8H146L147 10H143V12L142 13H144L145 12V14L148 16V19L147 20H149V18H150V16H152V15H154L155 14V12H159L158 14L160 15V14H162V15H160L161 16V19H164L165 20V18H168L167 16L168 15H166V14H169L168 12H170L171 13V15L173 16V17H170V19H171V21L172 22H170V20H169V22L172 24L171 26H172V30H173V28L174 29H176L180 34H182L183 35V32L185 33V32H187V33H190V30H192L191 31V34H189L191 37H193L192 38V40H193V42L195 41V39L198 37H201L200 39H202V37H203V41H201V43H203V45L204 46H209L210 45V50H212L213 48H211L212 46L214 47V52H215V54L213 55V51H212V57L211 56H209V55H211V53L208 55L209 57V59L207 58H204V59H202L201 57L199 58L197 55H196V49H197V47H199V46H201V44H199V46L197 45V46H195V44H196V41H195V44L193 43V45L191 44V43H189V41H188V43L187 42H184V43H180V41H176L177 42V44L175 45L176 46V48H177V50H176V52H177V57H178V62H177V66H175V68H170V67H168V65L167 66H165V64H161V63H159V62H156L154 59H153V57L151 58L150 56H148L147 55V52L144 50V48H146L145 46H144V48H141V47H139V46H136V47H132L130 44H128V43H126L125 42V40L124 39H122L121 38V34L120 33H125V34H129V32H130V30H131V28H130V23H129V20H130V14L128 13V9L130 8V0H109V6L108 7H112L113 8V6H118L120 9H121V11H122V16H121V18H123V20H124V22H123V24H122V26L121 27H117L116 29H114V23L112 24V21L110 20V17H109V15H108V13H107V10L106 9H104V7H103V9H101L100 11H99V20L101 19V20H104V25L106 26V32H108L106 35H105V38H104V40H103V42L105 41V44L106 45H108L112 50H114L116 53H119V54H117V55H120L121 53H122V55L123 54H125V56L126 57H128L129 59H130V61H135L137 64H138V66H140V67H142L144 70H146V71H148L149 72V70H151L150 72H152L157 78H161V79H163V80H165L166 82H167V85L169 84L170 85V87H172V92L173 93H175V99H177V98H179V99H184V97H186V96H188V97H190L193 93H197V91L196 90H194V89H196L197 87H194L193 85H192V82H195L194 83V85L196 84V82H197V85L196 86H198V84H200V83H203L204 81H207V82H209V83H215L216 82V86L215 87H219L220 89H221V91H223V92H220V93H224V90H226L225 92H226V94H227V96H229L230 98V100H232L233 102H235L234 104L236 105V106H238V109H240L239 111H238V109H237V111L239 112V113H241L242 115H243V117H244V114H246V109H245V107H247L248 106V110H249V108L251 107V106H253V105H251L250 107H249V105H250V103H251V101H256V102H260L259 104L261 105V109H259V111H258V113H259V115H260V120L261 121H259V122H263L264 123V0H156ZM13 2V1H12ZM21 2V1H20ZM19 2V3H20ZM64 2V1H63ZM105 2H106V0H105ZM134 2V3H135ZM150 2H152V1H150ZM49 3V2H48ZM69 3V2H68ZM74 3V2H73ZM104 3V1L101 3V5ZM131 3H133V2H131ZM152 3H154V2H152ZM14 4V3H13ZM18 4V3H17ZM24 4V3H23ZM57 4H56V6H57ZM65 4H66V1H65ZM75 4V3H74ZM136 4V3H135ZM22 5V4H21ZM61 5V4H60ZM76 5V4H75ZM98 5V4H97ZM139 5V6H140ZM12 6V5H11ZM53 6V8H54V6L55 5H52ZM78 6V5H77ZM136 6V5H135ZM138 5H137V7H139ZM152 6V5H151ZM150 6V7H151ZM58 7V6H57ZM74 7V6H73ZM72 7V8H73ZM85 7H88L87 9H85ZM153 7V6H152ZM155 7V6H154ZM4 8V7H3ZM21 8L22 7H20V10H21ZM32 8H33V6H32ZM48 8H49V6H48ZM61 8H63V7H61ZM65 8V7H64ZM68 8V7H67ZM66 8V9H67ZM77 8V7H76ZM100 8V7H99ZM102 8V7H101ZM141 8V7H140ZM16 9V8H15ZM27 9V8H26ZM71 9V8H70ZM93 9V8H92ZM114 9V8H113ZM117 9V8H116ZM119 9V10H120ZM143 9H145L144 8V6H143ZM3 10V9H2ZM18 10V9H17ZM20 10H18L19 12H20ZM25 9H23V11H24ZM32 10V9H31ZM53 10V9H52ZM90 10V9H89ZM110 10H111V8H110ZM136 10V9H135ZM162 10H164V12H167V13H161V11ZM16 11V10H15ZM61 11L62 10H60V14H61ZM139 11H140V9H139ZM138 11V13H141V12H139ZM28 12V11H27ZM33 12V11H32ZM59 12V11H58ZM90 12L91 11H88V13L90 14ZM113 12V11H112ZM147 12V13H146ZM35 13H36V11H35ZM65 13V12H64ZM118 13V12H117ZM141 13V15H143ZM10 16L11 17H13L14 18V16H16V15H18V14H16L15 12H11L10 11ZM16 14V15H15ZM27 14V13H26ZM114 14V13H113ZM116 14V13H115ZM114 14V15H115ZM135 14V13H134ZM144 14V17L146 16ZM8 15V14H7ZM21 15V14H20ZM32 13H29V14H27V17H26V19L28 20V22L30 21V17H32ZM42 15V14H41ZM140 15V14H139ZM140 15V16H141ZM26 16V15H25ZM38 15H36V16H34V17H37ZM43 16V15H42ZM52 16V15H51ZM88 16V15H87ZM94 16V15H93ZM139 16V17H140ZM156 16H157V14H156ZM17 17V16H16ZM19 17V16H18ZM49 17V16H48ZM63 17V16H62ZM70 17V16H69ZM137 17V16H136ZM142 17V16H141ZM155 17V16H154ZM47 18V17H46ZM68 18V17H67ZM112 18H114V17H112ZM118 18H119V16H118ZM143 18V17H142ZM172 18H173V20H172ZM16 19V18H15ZM22 19V18H21ZM25 19V18H24ZM23 19V20H24ZM32 19V18H31ZM35 19V18H34ZM36 19H38V18H36ZM59 19H60V17H59ZM58 19V20H59ZM66 19V18H65ZM70 19V18H69ZM92 19H93V17H92ZM158 19H159V17H158ZM17 20H18V18H17ZM20 20V19H19ZM23 20H22V22H23ZM33 20V19H32ZM48 20V19H47ZM53 20V19H52ZM67 20V19H66ZM98 20V21H99ZM100 20V21H101ZM113 20V19H112ZM121 20V19H120ZM155 20V19H154ZM9 21V20H8ZM21 21V20H20ZM35 21V20H34ZM38 21H39V19H38ZM50 21V20H49ZM93 21H94V19H93ZM131 21V20H130ZM146 20H144V22H145ZM153 21V20H152ZM166 21V20H165ZM4 22V21H3ZM16 22H18V21H16ZM16 22H15V24H16ZM31 22V21H30ZM29 22V23H30ZM37 22V21H36ZM51 22V21H50ZM115 22V21H114ZM136 22V21H135ZM147 22V21H146ZM155 22V21H154ZM7 22H5V24H6ZM24 23V22H23ZM26 23H27V21H26ZM53 23V22H52ZM82 23V24H81ZM139 23V22H138ZM157 23V22H156ZM155 23V24H156ZM2 24V23H1ZM8 24V23H7ZM6 24V25H7ZM10 24V23H9ZM14 24V23H13ZM31 24H33V23H31ZM47 24H48V22H45V26L43 25V28H45V27H47ZM51 24V23H50ZM90 24V23H89ZM117 24V23H116ZM148 24V23H147ZM158 24V23H157ZM163 24V23H162ZM167 24V23H166ZM165 24V25H166ZM27 25H28V27H31V26H29V24L27 23ZM39 25H41V24H38V26ZM49 25V24H48ZM54 25V24H53ZM62 25V24H61ZM84 25V24H83ZM86 25V27H87V24H85ZM84 25V26H85ZM138 25V24H137ZM141 25V24H140ZM149 25V24H148ZM152 25V23L150 24V26ZM160 25H161V22H160ZM169 25V24H168ZM14 26V25H13ZM25 26H26V24H25ZM38 26H36V27H38ZM98 26V25H97ZM100 26V25H99ZM103 26V25H102ZM116 26V25H115ZM51 27H52V25H51ZM83 27V26H82ZM93 27V26H92ZM136 27V26H135ZM138 27V26H137ZM142 27V26H141ZM152 28H154V26L152 25L151 26ZM155 27H156V25H155ZM165 27V26H164ZM3 28H5V27H3ZM27 28V27H26ZM33 28V27H32ZM35 28V27H34ZM39 28V27H38ZM40 28H42V27H40ZM39 28V29H40ZM43 28L41 29V31L44 33V32H46L47 31V29L44 31L43 30ZM91 28V27H90ZM95 28V27H94ZM151 28V29H152ZM160 28V27H159ZM159 28L158 27H156L155 29L158 31L159 30ZM163 28V27H162ZM12 29V28H11ZM14 29H15V27H14ZM38 29V30H39ZM62 29V28H61ZM60 29V30H61ZM150 29V30H151ZM154 29V30H155ZM161 29V28H160ZM166 29H167V27H166ZM169 29V28H168ZM22 30H25V28L23 29V26H22ZM31 30V29H30ZM35 30L37 31V29L35 28ZM63 30H64V28H63ZM83 30H85V27H84V29ZM93 30V29H92ZM103 30V29H102ZM153 30V29H152ZM170 31H171V28L169 29ZM175 30V31H176ZM6 31V30H5ZM12 31H14V30H12ZM41 31H39V32H41ZM86 31H87V29H86ZM95 31V30H94ZM136 31V30H135ZM3 32V31H2ZM1 32V33H2ZM7 32V31H6ZM6 32H5V34H6ZM27 32V31H26ZM33 33H34V31H32ZM52 32V31H51ZM92 32V31H91ZM100 32V31H99ZM102 32V31H101ZM105 32V31H104ZM132 32H134V31H132ZM139 32H140V30H139ZM168 32V31H167ZM166 32V33H167ZM178 32H176V33H178ZM15 33V32H14ZM48 33V32H47ZM47 33H44V34H47ZM85 33V32H84ZM96 33V32H95ZM148 33V32H147ZM166 33H165V35H166ZM173 33V32H172ZM176 33H174V34H176ZM10 34V33H9ZM22 34V33H21ZM35 34H37V35H39L38 34V31H37V33L35 32ZM42 34V33H41ZM61 34V33H60ZM64 34V33H63ZM102 34V33H101ZM124 34V35H125ZM153 34H154V32H153ZM169 34H171L170 32H169ZM179 34V35H180ZM15 35H17L16 33H15ZM56 35H57V32H56ZM120 35V36H119ZM133 35H136V33L135 34H133ZM132 35V36H133ZM188 34H187V36H189ZM5 36V35H4ZM12 36V35H11ZM21 36H23V35H21ZM42 36H44L43 34H42ZM42 36H40L39 35V38L41 37V38H43ZM63 36V35H62ZM103 36H104V34H103ZM131 36V35H130ZM138 36V35H137ZM154 36H156V34L154 35ZM174 36V35H173ZM181 36V35H180ZM186 36V37H187ZM23 37H25V36H23ZM34 37V36H33ZM65 37V36H64ZM93 37V36H92ZM123 37V36H122ZM125 37V36H124ZM123 37V38H124ZM128 37V36H127ZM136 37V36H135ZM169 37V36H168ZM182 37V36H181ZM0 38H1V36H0ZM5 38H6V36H5ZM10 38V37H9ZM18 38H19V36H18ZM37 38V37H36ZM36 38H34L35 40H36ZM47 39H48V35H47V37H46ZM45 38V39H46ZM56 38V37H55ZM66 38V37H65ZM126 38V37H125ZM130 38V37H129ZM132 38V37H131ZM148 38V37H147ZM151 38V37H150ZM170 38V37H169ZM172 38H176L175 36L174 37H171L170 39L172 40ZM178 38H179V36H178ZM195 38V39H194ZM197 38V39H198ZM3 39V38H2ZM8 39V38H7ZM21 39V38H20ZM25 39V38H24ZM23 39V40H24ZM33 39V38H32ZM44 38H43V41L45 40ZM95 39H96V37H95ZM142 39V38H141ZM165 39H166V37H165ZM164 39V40H165ZM185 39V38H184ZM196 39V40H197ZM40 40V39H39ZM42 40V39H41ZM94 40V39H93ZM100 40H101V38H100ZM130 40V39H129ZM163 40V41H164ZM169 40V39H168ZM179 40V39H178ZM185 40H187V39H185ZM190 40H191V38H190ZM29 41V40H28ZM48 40H45V44L46 43H49V42H47ZM54 41V40H53ZM140 41V40H139ZM142 41V40H141ZM152 41H154V40H152ZM156 41H158L157 39H156ZM184 41V40H183ZM198 41H199V39H198ZM198 41H197V44H198ZM7 42V41H6ZM12 42V41H11ZM18 42V41H17ZM96 42H98V40L96 41ZM134 41L132 40V43H133ZM136 42V41H135ZM155 42V41H154ZM160 42V41H159ZM158 42V43H159ZM167 42H170V40L169 41H167ZM172 42L174 43V39L172 40ZM171 42V43H172ZM175 42V43H176ZM192 42V41H191ZM27 43V42H26ZM30 43V42H29ZM44 43V42H43ZM53 43V42H52ZM51 43V44H52ZM57 43V42H56ZM56 43H54L55 45H51L50 43V45L48 46V45H46V46H43V48H41L42 49V52L40 53V51H41V49H40V51H37V52H39L40 53V56L38 57L39 59H38V61L39 62H34L35 61V55H32V56H30V60H26V58H24V57H26V56H22V55H18L17 56V58H15L16 59V61H15V63H13L12 65L13 66H8V64L9 63H7L6 61V63H7V68H4L3 70H0V125H4L3 127H4V133L3 132H1L2 133V135H4V136H6V138H9L10 139V142H11V139H17V138H19L20 140H23V141H25V140H31L30 138H32L33 136L34 137H41V138H43L44 140H42V141H38L39 143L38 144H36L39 148H40V150H41V152H44L43 154L45 155V154H47L48 155V153H49V155L48 156H51L50 157V159L51 158H53V157H55V159H56V157H57V159H59L60 160V162H62V163H65V164H63L64 166H71L72 167V165L71 164H73L74 165V162H75V164H76V162L79 164V163H82L83 165H84V163L83 162H80L79 160L77 161V159H76V157L73 155V153L72 152H70V149L68 148V147H66L65 145H67V146H69L67 143H68V141L70 140V141H72V140H74L75 141V143L77 144H74V146L76 145V146H78V147H76V148H83L82 149V151L84 150L86 153H89V155L90 156H92V157H101L102 159H107V161H112L111 163H113L114 162V166L116 167V163L115 162H118L119 163V157L118 156H120V155H115L114 154V152H113V148L111 149V151H112V153H111V151H110V148H111V142L112 141H114V140H112V138H110V135H109V131L108 130H110L109 128H111V126L109 127V125H111V124H109L110 123V117H111V112H109V110L110 109H105L104 111H102V113H99V115L96 113V115H97V117H96V115H93L94 116V118H93V116H92V114L90 115V116H88V117H91L92 116V121L90 120V118H88L89 120H90V126L88 127H86L85 125H84V122H83V125L85 126V127H83V126H79V125H77V123H75V121H70V119H69V117H68V120H67V118L65 117V116H70V117H72V119H73V117H74V119L77 117L78 119H80V117H81V115H80V113L76 110V109H74L73 108V104L74 103H72L73 102V99L71 100V97H70V100L69 101H66L65 99H63V96H57V93H56V91H55V93H56V95L55 96H48L47 94H49L50 92H53V91H51L52 89H53V87L55 88V86H53L52 85V82L51 81H53L54 79V76L55 75H53L55 72H54V70H57L56 68L51 72V71H47V70H45V67L43 68V64H46V63H48V61H50V59L54 56V53H55V49L53 48V46L55 47L56 46ZM90 44H92L93 42L90 40V42H89ZM99 43V42H98ZM131 43V42H130ZM143 43V42H142ZM148 43V42H147ZM178 43H180V44H178ZM9 43H7V45H8ZM12 44H14V43H12ZM19 44V43H18ZM22 44H24V43H22ZM59 44V43H58ZM89 44V45H90ZM105 44H103V45H105ZM137 44V43H136ZM141 43H139V45H140ZM152 44V43H151ZM166 44V43H165ZM168 44V43H167ZM3 45V44H2ZM11 45V44H10ZM20 45V44H19ZM44 45V44H43ZM60 45H61V43H60ZM87 45H88V43H87ZM105 45V46H106ZM134 45V44H133ZM144 45V44H143ZM146 45V44H145ZM154 45V44H153ZM164 45V44H163ZM172 45V44H171ZM1 46V45H0ZM94 46H96V47H99L96 43L94 44L93 43V47ZM159 46V45H158ZM170 45H168V47H169ZM172 46H174V45H172ZM174 46V47H175ZM14 47V46H13ZM24 47H26V46H24ZM31 47V46H30ZM40 47V46H39ZM42 47V46H41ZM95 47V48H96ZM152 47V46H151ZM163 47V46H162ZM174 47H172V49H174ZM201 47H203V46H201ZM6 48V47H5ZM12 48V47H11ZM60 48H63V47H60ZM89 48H91L92 49V47H89ZM105 48V47H104ZM103 48V49H104ZM133 48H136V49H133ZM206 48V47H205ZM204 48V49H205ZM2 49H4V48H2ZM21 49V48H20ZM19 49V50H20ZM65 49H67V48H65ZM79 49H81V48H79ZM84 49V48H83ZM87 49V48H86ZM166 49V48H165ZM168 49V48H167ZM172 49H171V51H172ZM6 50V49H5ZM13 50V49H12ZM111 50V51H112ZM135 50H136V58H135V56H131L132 54L131 53H133V51L135 52ZM169 50V49H168ZM201 50V49H200ZM199 50V51H200ZM58 52L57 53H59V49L57 50ZM70 51V50H69ZM69 51H68V53L67 54H69ZM94 51H95V49H94ZM101 51V50H100ZM206 51V50H205ZM209 51V50H208ZM2 52V53H1ZM0 53L1 54H3L4 52L3 51H1ZM71 52V51H70ZM72 52H73V50H72ZM90 52V51H89ZM93 52V51H92ZM102 52H103V50H102ZM113 52V51H112ZM169 52V51H168ZM210 52V51H209ZM208 52V53H209ZM10 53H11V51H10ZM16 53V52H15ZM14 53V54H15ZM26 53V52H25ZM28 53H30L29 51H28ZM62 53V52H61ZM91 53V52H90ZM171 53H174V52H171ZM198 53V52H197ZM5 54V53H4ZM36 54V53H35ZM81 54V53H80ZM84 54V53H83ZM168 54V53H167ZM175 54V53H174ZM199 54V53H198ZM13 55V54H12ZM16 55V54H15ZM14 55V56H15ZM71 55V54H70ZM73 55H74V52H73ZM72 55V56H73ZM86 55H89V54H86ZM96 55V54H95ZM98 55V54H97ZM101 55V54H100ZM114 55V54H113ZM3 56V55H2ZM57 56H58V54H57ZM78 56V55H77ZM83 56H85V54L83 55ZM99 56V55H98ZM115 56V55H114ZM124 56V55H123ZM124 56V57H125ZM5 57H8V56H4V58ZM11 57V56H10ZM37 57V56H36ZM59 57V56H58ZM58 57H56V58H58ZM61 57V56H60ZM79 57V56H78ZM94 57V56H93ZM104 57V56H103ZM120 57V56H119ZM134 57V58H133ZM171 57H173V55L171 56ZM171 57H169V58H171ZM176 57V56H175ZM102 58V57H101ZM162 58V57H161ZM165 58V57H164ZM6 59V58H5ZM12 59H13V57H12ZM14 59V60H15ZM29 59V58H28ZM37 59V58H36ZM73 59V58H72ZM80 59V58H79ZM87 59H89V56H88V58ZM86 59V60H87ZM96 59V58H95ZM139 59V60H138ZM2 60H3V58H2ZM9 60H10V58H9ZM57 59H55V61H56ZM65 60V59H64ZM69 60V59H68ZM68 60H66L67 61V63L66 64H69L68 62ZM91 60H93V59H91ZM117 60V59H116ZM118 60H119V58H118ZM122 60H124V59H122ZM174 60V59H173ZM58 61V60H57ZM62 61V60H61ZM76 61V60H75ZM80 61V60H79ZM85 61V60H84ZM115 61V60H114ZM175 61V60H174ZM10 62V61H9ZM64 62V61H63ZM77 62V61H76ZM83 62V61H82ZM104 62H106V61H104ZM112 62V61H111ZM126 62V61H125ZM128 62V61H127ZM162 62V61H161ZM40 63V64H39ZM72 63V62H71ZM78 63V62H77ZM85 63V62H84ZM83 63V64H84ZM129 63V62H128ZM165 63V62H164ZM171 63V62H170ZM1 64V63H0ZM5 64V63H4ZM11 64V63H10ZM73 64V63H72ZM72 64H70L71 65V67H73L74 68V65H72ZM86 64V63H85ZM92 64V63H91ZM93 64H95V63H93ZM100 64V63H99ZM133 64V63H132ZM131 64V65H132ZM137 64H136V66H137ZM168 64V63H167ZM2 65H3V62H2ZM63 64H61V66H62ZM96 65V64H95ZM113 65H114V63H113ZM118 66H119V64H117ZM173 65V64H172ZM226 65H228V66H226ZM5 66V65H4ZM46 66H48V65H46ZM50 66V65H49ZM57 66V68H58V65H56ZM65 66V65H64ZM67 66V65H66ZM92 66V65H91ZM100 66H102V65H100ZM105 66V65H104ZM51 67H53V65L51 66ZM70 67V66H69ZM88 67V66H87ZM87 67H85L86 69H87ZM109 67V66H108ZM116 67V66H115ZM114 66H113V70H114V68H115ZM134 67V66H133ZM62 68V67H61ZM84 68V66H80V68L79 69H74L73 71H75V73L72 71H70V70H68L69 71V74H70V72H71V74L72 73H74V77L72 78L73 80H74V78H79L80 80H81V83L84 85V86H86L87 85V79L83 76V74L85 73V69ZM92 68H94V67H92ZM92 68H91V70H92ZM117 68V67H116ZM115 68V69H116ZM119 68V67H118ZM138 68V67H137ZM1 69V68H0ZM49 69H50V67H49ZM53 69V68H52ZM60 69V68H59ZM106 69H107V67H106ZM136 69V68H135ZM139 69V68H138ZM62 71H61V73L63 72V70L64 69H61ZM94 70V69H93ZM112 70V71H113ZM118 69H116V71H117ZM144 70H142V71H144ZM66 71V70H65ZM64 71V72H65ZM101 71V70H100ZM103 71V70H102ZM108 71V70H107ZM138 70H136V72H137ZM54 72V73H53ZM58 72H60V70H58ZM57 72V73H58ZM88 72V71H87ZM95 72V71H94ZM105 72V71H104ZM121 72H123V71H121ZM184 74H183V73ZM89 73V77H90V74H91V72H88ZM108 73V72H107ZM109 73H110V70H109ZM115 73V72H114ZM124 73V72H123ZM140 73V72H139ZM181 73H182V75H181ZM67 72H66V75H65V77H67V78H65V79H68V78H70V77H68V76H70L69 74H68V76H67ZM87 74V73H86ZM98 74V73H97ZM112 74H113V72H112ZM111 74V75H112ZM137 74V73H136ZM57 75H59V74H57ZM76 75H78V77H76ZM114 75V74H113ZM121 75H123V74H121ZM124 75H125V73H124ZM139 75V74H138ZM142 75V74H141ZM147 75V74H146ZM154 75H153V77H154ZM61 76V77H60ZM60 76H59V78L61 79V81L59 82V85L61 86V87H65V85H67L66 83H64V81H65V79H64V73H62V74H60ZM106 76V75H105ZM140 76V75H139ZM58 77V76H57ZM94 77V76H93ZM123 76H121V78H122ZM137 77V76H136ZM141 77V76H140ZM146 77V76H145ZM91 78V77H90ZM95 78V77H94ZM98 78V77H97ZM115 78V77H114ZM119 78V80H120V76L118 77ZM124 78V77H123ZM125 78H127V77H125ZM134 78V77H133ZM96 79V78H95ZM103 79H105V78H103ZM102 79V80H103ZM111 79V78H110ZM109 79V80H110ZM116 79V78H115ZM128 79V78H127ZM150 79V78H149ZM24 80H26L25 82V84H26V86L24 85V86H22L23 88H25V89H22V88H20V86H18V85H21V82H23ZM56 80V79H55ZM71 79H69V81H70ZM91 80V79H90ZM136 80V79H135ZM141 80V79H140ZM139 80V81H140ZM34 81H37L38 83H39V85H38V83H35L36 85V88L34 87L33 88V86H32V84H33V82ZM68 81V82H69ZM72 81V80H71ZM71 81L69 82V83H71ZM77 81V80H76ZM94 81V80H93ZM111 81H112V79H111ZM116 81V80H115ZM114 81V82H115ZM128 81H129V79H128ZM142 81V80H141ZM146 81V80H145ZM157 81V80H156ZM74 82V81H73ZM80 82V81H79ZM78 82V83H79ZM113 82V83H114ZM117 82V81H116ZM119 82V81H118ZM138 82V81H137ZM146 82H148V81H146ZM160 82H162V80L160 81ZM90 82H88V84H89ZM92 83V82H91ZM94 83H95V81H94ZM97 83V82H96ZM130 84H131V82H129ZM143 83V82H142ZM152 83V82H151ZM150 83V84H151ZM158 83V82H157ZM218 83V84H217ZM80 84V83H79ZM82 84H80V85H82ZM98 84V83H97ZM110 84V83H109ZM126 84H128L127 82H126V80H123V81H121L120 82V86L121 87H124V85H126ZM134 84V83H133ZM149 84V85H150ZM159 84V83H158ZM224 84V85H223ZM38 85V86H37ZM58 85V86H59ZM68 85H70V84H68ZM72 85V84H71ZM91 85V84H90ZM116 85V83L114 84V86ZM138 85H140V84H137L136 85V87H137V89H138ZM161 85V84H160ZM166 85V86H167ZM208 85V84H207ZM226 85V86H225ZM59 86V87H60ZM75 86V85H74ZM95 86H97V85H95ZM119 86V85H118ZM127 86V85H126ZM125 86V87H126ZM131 86V85H130ZM145 86V85H144ZM144 86H143V88H144ZM148 86V85H147ZM152 86V85H151ZM155 86V85H154ZM209 86V85H208ZM214 86V85H213ZM69 88L70 86H66V88ZM88 87H90V86H88ZM93 87V86H92ZM100 87V86H99ZM124 87V88H125ZM141 87V86H140ZM153 87V86H152ZM199 87H201V86H199ZM198 87V88H199ZM210 87H212V86H210ZM214 87V88H215ZM226 87V89H224ZM71 88V87H70ZM78 88V87H77ZM76 88V89H77ZM94 88H96V87H94ZM101 88V87H100ZM113 88V87H112ZM117 88V87H116ZM120 88V87H119ZM124 88H122V89H124ZM142 88V87H141ZM140 88V90H142ZM150 88V87H149ZM159 88V87H158ZM167 88V87H166ZM203 88H204V86H203ZM213 88V89H214ZM219 88H216V89H218L219 90ZM60 89V88H59ZM62 89H64V88H62ZM87 89V88H86ZM104 89V88H103ZM110 89V88H109ZM109 89H107V90H109ZM131 89H135V88H131ZM147 89V88H146ZM162 88H160V90H161ZM215 89V90H216ZM55 90V89H54ZM79 90V89H78ZM92 90V89H91ZM115 90V89H114ZM120 90V89H119ZM118 90V91H119ZM129 88H128V92H129ZM144 90H145V88H144ZM163 90L165 91V89L163 88ZM202 90V89H201ZM59 91V90H58ZM62 91V90H61ZM65 91H66V89H65ZM69 91H70V89H69ZM68 91V92H69ZM80 91V90H79ZM86 91V90H85ZM97 91V89L95 90V92ZM104 91V90H103ZM123 91V90H122ZM156 91V90H155ZM203 91V90H202ZM213 91V90H212ZM87 92V91H86ZM131 92V91H130ZM137 92H138V90H137ZM145 92H147V91H145ZM207 92H209V93H206V94H209V97H213V95L215 94L214 92H210V91H207ZM62 93V92H61ZM79 93V92H78ZM90 93V92H89ZM102 93V92H101ZM113 93V92H112ZM122 93V92H121ZM124 93V92H123ZM122 93V94H123ZM132 93V92H131ZM135 93V92H134ZM159 93V92H158ZM202 93V92H201ZM204 93V94H205ZM212 93V94H211ZM214 93V94H213ZM217 93V92H216ZM62 94H64V93H62ZM71 94V93H70ZM104 94V93H103ZM126 94V93H125ZM124 94V95H125ZM138 94V93H137ZM140 94V93H139ZM144 94V93H143ZM146 94V93H145ZM164 94V93H163ZM162 94V95H163ZM219 94V93H218ZM225 94V95H226ZM32 95H36L33 99H32ZM93 95V94H92ZM115 94H113V96H114ZM118 95H119V92H118ZM158 95V94H157ZM165 95V94H164ZM197 95V94H196ZM224 95V94H223ZM70 96V95H69ZM90 96V95H89ZM117 96V95H116ZM120 96V95H119ZM130 96V95H129ZM140 96V95H139ZM144 95H142V97H143ZM198 96V98L201 96V94H200V96L199 95H197ZM197 96H195V98L197 97ZM202 96H204L205 97V95H202ZM208 96V95H207ZM81 97V96H80ZM108 97H110V96H108ZM107 97V98H108ZM118 97V96H117ZM121 97V96H120ZM128 97V96H127ZM137 97V96H136ZM141 97V96H140ZM140 97H139V99H140ZM153 96H151V98H152ZM159 97H161V96H159ZM173 97V96H172ZM171 97V98H172ZM194 97V96H193ZM192 96H191V98H193ZM219 97V96H218ZM226 97V96H225ZM225 97L223 98V99H225ZM67 98H68V96H67ZM91 98V97H90ZM105 98V97H104ZM106 98V99H107ZM201 98V97H200ZM200 98H199V100H200ZM215 98V97H214ZM69 99V98H68ZM101 99H102V97H101ZM100 99V100H101ZM113 99V98H112ZM190 99V98H189ZM202 99V98H201ZM208 100H209V98H207ZM228 99V100H229ZM246 99V100H245ZM88 100V99H87ZM142 100V99H141ZM144 100V99H143ZM149 101H150V99H148ZM153 100V99H152ZM165 100V99H164ZM173 100V99H172ZM192 101H193V99H191ZM204 101H205V98L203 99ZM208 100L206 101V102H208ZM218 99L216 98V101H217ZM222 100V99H221ZM79 101V100H78ZM83 101V100H82ZM85 101V100H84ZM94 101V100H93ZM145 101V100H144ZM148 101V102H149ZM171 101V100H170ZM175 101V100H174ZM174 101H172V102H174ZM184 102H182V103H185V100H183ZM215 101V100H214ZM104 102V101H103ZM102 102V103H103ZM161 102V101H160ZM186 102H187V100H186ZM189 102V101H188ZM195 102V101H194ZM194 102H192V103H194ZM209 102L211 103V101L209 100ZM86 103V102H85ZM141 103V102H140ZM152 103V102H151ZM157 103V102H156ZM197 103H199V101H197ZM218 103H219V101H218ZM218 103H216V104H218ZM76 104V103H75ZM75 104H74V106H75ZM105 104V103H104ZM123 104H124V102H123ZM128 104V103H127ZM143 104H144V102H143ZM147 104V103H146ZM177 104V103H176ZM195 104V103H194ZM209 104V103H208ZM252 104V103H251ZM255 104V103H254ZM83 105V104H82ZM81 105V106H82ZM110 105V104H109ZM130 105V104H129ZM149 106H150V104H148ZM164 105V104H163ZM169 105V104H168ZM180 105V104H179ZM189 105V104H188ZM212 106H214V107H217L218 105H215L214 104V102H213V104H211ZM91 106V105H90ZM93 106V105H92ZM101 106V105H100ZM103 106V105H102ZM118 106V105H117ZM146 106V105H145ZM194 107L192 108V110L193 109H195V111L192 113L193 115H192V117L194 116V118H197V116H199L198 114L201 112L202 113V110H205L206 108V106H204V104H202L201 102H200V104H195V105H193ZM208 106V105H207ZM210 106V105H209ZM258 106V105H257ZM97 107V106H96ZM105 107V106H104ZM109 107V106H108ZM116 107V106H115ZM154 107V106H153ZM164 107V106H163ZM178 107V106H177ZM180 107V106H179ZM82 108V107H81ZM80 108V109H81ZM124 108V107H123ZM142 108V107H141ZM144 108V107H143ZM142 108V109H143ZM156 108V107H155ZM173 108V107H172ZM176 108V107H175ZM181 108V107H180ZM179 108V109H180ZM186 108V107H185ZM189 108V107H188ZM205 108V109H204ZM213 108V107H212ZM221 108V107H220ZM219 108V106H218V109H220ZM80 109H79V111H80ZM93 109H94V107H93ZM99 109V108H98ZM120 109V108H119ZM119 109H117V110H119ZM127 109V108H126ZM132 109V108H131ZM151 109V108H150ZM153 109V108H152ZM151 109V110H152ZM163 109V108H162ZM182 109V108H181ZM180 109V110H181ZM210 109V108H209ZM258 109V108H257ZM112 110H114V109H112ZM121 110V109H120ZM128 110H130L129 108H128ZM139 110V109H138ZM146 110H147V106H146ZM154 110V109H153ZM159 110V109H158ZM157 110V111H158ZM167 110H170L169 108L167 109ZM183 110V109H182ZM189 110V109H188ZM212 110V109H211ZM215 110H217V109H215ZM84 112H85V109L83 110ZM93 111H95V110H93ZM139 111H141V110H139ZM161 111H163V110H161ZM166 111V110H165ZM206 111H208V110H205V112ZM224 111V110H223ZM222 111V112H223ZM256 111V110H255ZM92 112V111H91ZM90 112V113H91ZM98 112V111H97ZM135 112V111H134ZM143 112H145V111H143ZM177 112V111H176ZM182 112V111H181ZM204 112V113H205ZM214 112V111H213ZM212 112V113H213ZM217 112V111H216ZM220 112V111H219ZM219 112H218V114H219ZM20 113V114H19ZM22 113L24 114V116H26V117H28L27 119L28 120H26L27 122H24L23 121V124H26V123H30V118L31 117H33L32 119H34V117L35 116H37V117H39V119H42V120H45V118L47 117L48 119H49V121H47L48 122V125H45L44 127L45 128H39L40 130L38 131V128H37V131H36V133L33 131V134L31 133V129H21V128H14L13 127V125H12V128H8V126L10 127V125L11 124H16L17 123V125L20 123V121H21V119H22V117H23V115H22ZM86 113H88V112H86ZM131 113V112H130ZM138 113V112H137ZM154 113H156V112H154ZM160 113V112H159ZM162 113V112H161ZM164 113V112H163ZM200 113V114H201ZM203 113V114H204ZM225 113V112H224ZM257 113V114H258ZM64 114V115H63ZM94 114H95V112H94ZM113 114V113H112ZM119 114H121V113H119ZM123 114V113H122ZM125 114V113H124ZM142 114H144V113H142ZM174 114V113H173ZM172 114V115H173ZM176 114V113H175ZM187 114H188V112H187ZM207 114V113H206ZM209 114H211V111H210V113ZM214 114V113H213ZM217 114V113H216ZM222 114V113H221ZM221 114H220V116H221ZM226 114H227V112H226ZM86 115V114H85ZM137 115V114H136ZM151 115H152V113H151ZM157 116L156 117H158L159 115L158 114H156ZM166 115V114H165ZM170 115V114H169ZM184 115V114H183ZM208 115V114H207ZM223 115V114H222ZM225 115V114H224ZM229 115V114H228ZM115 116V115H114ZM121 116V115H120ZM144 117H145V115H143ZM162 116H164V115H162ZM162 116H161V118H162ZM174 116V115H173ZM178 116V118H179V115H177ZM185 116V115H184ZM186 116H188V115H186ZM210 116V115H209ZM208 116V117H209ZM212 117H213V115H211ZM210 116V117H211ZM214 116H216V115H214ZM219 116V115H218ZM219 116V117H220ZM21 117V118H20ZM83 117V116H82ZM118 117V116H117ZM129 116H127V118H128ZM131 117V116H130ZM152 117H153V115H152ZM160 117V116H159ZM167 117H170V116H167ZM181 117V116H180ZM190 117V116H189ZM188 117V118H189ZM191 117V118H192ZM200 118H203V115L202 116H199ZM199 117H198V119H199ZM204 117H206L205 115H204ZM209 117V118H210ZM218 117V118H219ZM224 117H227V115L226 116H224ZM230 117V116H229ZM233 117V116H232ZM242 117V116H241ZM240 117V118H241ZM44 118V119H43ZM46 118V119H47ZM52 118V119H51ZM118 118H120V117H118ZM138 118H139V115H138ZM141 118H142V115H141ZM173 118V117H172ZM177 118V117H176ZM177 118V119H178ZM184 118V117H183ZM217 118V119H218ZM221 118V117H220ZM223 118V117H222ZM239 118V119H240ZM24 119V118H23ZM31 119V120H32ZM83 120H84V118H82ZM81 119V120H82ZM112 119H113V116H112ZM129 119V118H128ZM198 119L196 120V121H198ZM205 119V118H204ZM203 119V120H204ZM212 119H214V118H212ZM227 119H228V117H227ZM227 119H226V121H227ZM232 120H233V118H231ZM238 119V120H239ZM41 120V121H42ZM67 120V121H66ZM80 120V122H82ZM86 120H87V118H86ZM85 120V121H86ZM89 120H87V121H89ZM109 120V121H108ZM116 120V119H115ZM130 120V119H129ZM164 120V119H163ZM162 120V121H163ZM173 120V119H172ZM172 120H170L171 122H173ZM200 120V119H199ZM202 120V121H203ZM208 120V119H207ZM223 120H224V118H223ZM230 120V119H229ZM35 121V120H34ZM40 121V122H41ZM79 121V120H78ZM86 121V122H87ZM114 121V120H113ZM119 121V120H118ZM139 121V120H138ZM149 121V120H148ZM174 121H176V119L174 120ZM181 122H182V119L180 120ZM186 121V120H185ZM46 122V121H45ZM44 122V123H45ZM46 122V123H47ZM70 122V123H69ZM85 122V123H86ZM123 122V121H122ZM136 122V121H135ZM158 121H156V123H157ZM171 122H170V125H171V127L173 126V125H177V123H175V124H171ZM178 122H179V120H178ZM181 122H179V123H181ZM193 122V121H192ZM194 122H195V120H194ZM209 122H210V120H209ZM208 122V123H209ZM232 122V121H231ZM242 122V121H241ZM34 123V122H33ZM37 123V122H36ZM45 123V124H46ZM116 123V122H115ZM127 123V122H126ZM130 123V122H129ZM162 123H164V122H162ZM168 123V122H167ZM187 123V122H186ZM188 123H189V121H188ZM199 123V122H198ZM208 123H205V124H207V125H209ZM224 123H225V121L224 122H222V120H216V118H215V120H213L212 122H211V125H212V127L214 128V129H219V131L220 130H222L223 131V134L224 133H226V131L224 132V130H225V128L227 129V127L229 126H227V127H225V125H224ZM228 123V122H227ZM230 123V122H229ZM7 125V130H5L6 128H5V126ZM79 124V123H78ZM109 124V125H108ZM113 124V123H112ZM155 124V123H154ZM161 124V123H160ZM160 124H158V125H160ZM196 124H197V122H196ZM196 124H195V126H196ZM203 124V123H202ZM231 124H233V123H231ZM237 124V123H236ZM27 125V124H26ZM34 125V124H33ZM42 125H44L43 123H42ZM41 124L39 125V126H42ZM104 127H103V126ZM115 125V124H114ZM141 125V124H140ZM165 125V124H164ZM168 125H169V123H168ZM185 125H187V124H185ZM206 125V126H207ZM262 125V124H261ZM103 127V130L102 129H99V127ZM147 126V125H146ZM163 126V125H162ZM162 126H160L161 127V130H163V131H167L168 130V127H167V129H166V126H167V124H166V126L165 127H162ZM177 126H181V124H179V125H177ZM198 126H200V125H198ZM205 126V125H204ZM232 126V125H231ZM234 126V125H233ZM233 126H232V128H233ZM236 126L237 125H235V128H236ZM241 126H243V125H239V127L241 128ZM256 126H258V124L256 125ZM22 127H23V125H22ZM115 127V126H114ZM120 127V126H119ZM119 127H116V128H119ZM142 127V126H141ZM170 127V128H171ZM175 127V126H174ZM190 126H189V124H188V128H189ZM245 127V126H244ZM261 127H263V125L261 126ZM29 128H31V127H29ZM115 128V129H116ZM156 128H157V126H156ZM173 128V127H172ZM187 128V127H186ZM200 128V127H199ZM230 128V127H229ZM232 128H231V130H232ZM234 128V129H235ZM260 128V127H259ZM1 129H2V127H1ZM130 129V128H129ZM174 129V128H173ZM172 129V130H173ZM177 129V128H176ZM179 129V128H178ZM185 128H182L181 130H184ZM194 129H197V127L196 128H194ZM209 129H211L210 127H209ZM214 129L212 130V131H210V132H212L213 133V131H214ZM233 129V130H234ZM245 129V128H244ZM247 129V128H246ZM245 129V130H246ZM262 129H264V128H262ZM261 129V130H262ZM35 130V129H34ZM113 130V129H112ZM112 130H110V131H112ZM132 130V129H131ZM158 130V129H157ZM160 130V129H159ZM175 130V129H174ZM186 130V129H185ZM188 130V129H187ZM208 130V129H207ZM236 130H238V129H236ZM107 131V132H106ZM120 131V130H119ZM122 131V130H121ZM170 131V130H169ZM180 131V130H179ZM192 131V130H191ZM194 131V130H193ZM197 131V130H196ZM222 131H220V132H222ZM241 131H243V130H241ZM264 131V130H263ZM95 134H94V133ZM113 132V131H112ZM171 132H173L174 133V131H170L169 133H171ZM181 132V131H180ZM184 132V131H183ZM188 132H189V130H188ZM217 132V131H216ZM235 132V131H234ZM233 131L231 132L232 134L234 133ZM238 132H240V131H238ZM244 132V131H243ZM252 132V131H251ZM117 133V132H116ZM168 133V132H167ZM168 133V137H169V135H171V134H169ZM185 133V132H184ZM204 133V132H203ZM215 133V132H214ZM230 133V132H229ZM247 133H248V130H247ZM246 133V131H245V134H247ZM253 133V132H252ZM262 133H264V132H262ZM149 134V133H148ZM164 134H166V133H164ZM175 134L176 133H174L173 135H174V138L176 137L175 136ZM181 134V133H180ZM195 134V133H194ZM201 134V133H200ZM235 134H236V132H235ZM233 135V137L234 136H237V135ZM245 134H242V133H239V136L241 135V137H239V139H238V137H235V139H237V141L238 140H240V138H242V140H249V139H251V137H249L248 135L249 134H247V136H245ZM254 134H255V132H254ZM33 135V136H32ZM173 135H171V136H173ZM177 135V134H176ZM183 135V134H182ZM188 135H189V133H188ZM209 135V134H208ZM211 135V134H210ZM231 135V134H230ZM243 135V136H242ZM113 136V135H112ZM139 136H140V134H139ZM159 136V135H158ZM206 136H207V134H206ZM213 136V135H212ZM211 136V137H212ZM229 136V135H228ZM232 136V135H231ZM263 136V135H262ZM114 137V136H113ZM180 137V136H179ZM178 137V138H179ZM192 137L194 138L195 136H193L192 135ZM203 137V136H202ZM218 137H219V135H218ZM226 137V136H225ZM232 137V138H233ZM253 137V136H252ZM264 137V136H263ZM172 138V137H171ZM185 138V137H184ZM190 138H191V136H190ZM196 138H197V136H196ZM199 138V140H200V137H198ZM205 138V137H204ZM203 138V139H204ZM207 138H210V137H207ZM220 138V137H219ZM224 138V137H223ZM222 138V139H223ZM254 138V137H253ZM252 138V139H253ZM18 139V140H19ZM72 139V140H71ZM115 139V138H114ZM117 139V138H116ZM125 139V138H124ZM182 139V138H181ZM188 139H189V137H188ZM212 139V138H211ZM229 139H230V136H229ZM260 139V138H259ZM17 140V141H18ZM61 140H65L66 142H65V144L64 143H61V142H63V141H61ZM170 140V139H169ZM209 139H207V141H208ZM223 140H225V139H223ZM241 140V141H242ZM256 140L257 139H255V143H256ZM36 140H34V142H35ZM44 141V142H43ZM69 141V142H70ZM167 141H168V139H167ZM173 141V140H172ZM206 141V140H205ZM232 142H233V144H234V141L233 140H231ZM237 141H235V143H237L238 144V142ZM241 141H240V144H241ZM243 141V142H244ZM258 141V140H257ZM16 142V141H15ZM21 142V141H20ZM26 142V141H25ZM30 142H32V141H30ZM196 142V141H195ZM201 142V141H200ZM242 142V146H244V143ZM250 142H253L254 143V141L253 140H251ZM115 143H117V142H115ZM120 143V142H119ZM125 143V142H124ZM164 143V142H163ZM162 143V144H163ZM170 143V142H169ZM198 143V142H197ZM219 143H220V141H219ZM247 143H249V142H247ZM260 143V142H259ZM18 144V143H17ZM71 144H73V142L71 143ZM121 144H123V142L121 143ZM177 144V143H176ZM212 144V143H211ZM210 144V145H211ZM231 144V143H230ZM229 144V145H230ZM252 144V143H251ZM112 145H116V144H113L112 143ZM118 145V144H117ZM161 145V144H160ZM169 145V144H168ZM167 145V146H168ZM172 145V144H171ZM189 145H191L192 146V144H189ZM188 145V146H189ZM218 145V144H217ZM216 145V146H217ZM226 145V144H225ZM239 145V144H238ZM247 145H249V144H247ZM262 145H263V143H262ZM22 146V145H21ZM26 146V145H25ZM191 146H190V148H191ZM197 146H198V144H197ZM213 146V145H212ZM236 146V145H235ZM258 146H259V144H258ZM261 146V145H260ZM36 147V146H35ZM71 147V146H70ZM123 147H124V145H123ZM218 147V146H217ZM223 147V146H222ZM224 147H226V146H224ZM231 147H232V145H231ZM245 147V146H244ZM251 147V146H250ZM254 147V146H253ZM39 148H38V150H39ZM72 148V147H71ZM79 148V149H80ZM128 148V147H127ZM130 148V150H131V147H129ZM133 148V147H132ZM138 148V147H137ZM220 148V147H219ZM230 148V147H229ZM233 148H234V146H233ZM232 148V149H233ZM243 147H241V149H242ZM249 148V147H248ZM256 148V147H255ZM25 149V148H24ZM28 149V148H27ZM30 149H31V147H30ZM32 149H34L35 150V148L34 147H32ZM74 149V148H73ZM116 149H117V147H116ZM200 149V148H199ZM198 149V150H199ZM203 149V148H202ZM231 149V150H232ZM234 149H237V148H234ZM238 149H240V146L238 147ZM256 149H258V148H256ZM255 149V150H256ZM263 149V148H262ZM26 150V149H25ZM33 150V152H35L34 154H36V150L34 151ZM37 150V151H38ZM176 150V149H175ZM225 150V149H224ZM243 151H244V149H242ZM258 150H260V148L258 149ZM126 151V150H125ZM128 151L129 150H127V153H128ZM227 151H228V149H227ZM232 151H235V150H232ZM243 151H241L240 150V152H243ZM81 152V151H80ZM118 152H120L119 150H118ZM133 152V151H132ZM132 152L130 153V154H132ZM139 151H137V153H138ZM198 152V151H197ZM200 152V151H199ZM238 152V150L235 152V154ZM245 152H247L246 154H250V155H247V157H251V155L252 154H254V157H255V164L252 162V165L251 164H248L247 165V162H246V166H243V164H241L240 162L242 161L243 163H244V160L245 159H248L247 157L245 158V156H244V158H242L241 159V161L240 162H238L239 163V165H241V166H243L242 168H241V170H243V171H247V173H248V175H249V180H250V182L249 183H244L243 181H240V182H237V183H239L237 186H236V184L235 185H233L232 183H230V184H232L233 186H236V187H234L233 189H231V190H233L231 193H227V194H224V195H226V197H235V199H236V197H238L239 199L238 200H240V198H248V199H250V197L252 196V195H250V194H254V195H257L258 197V199L256 200L255 198V200H254V203H256L257 205H256V207L258 206V208L260 209V210H263L262 212H264V180L262 179L261 180V178H259L258 179V175L260 174L261 176H263L264 175V156L262 157L261 155H262V153H263V151H261L260 150V152L261 153H259V151L258 152H256V151H254L253 149H246L245 150ZM244 152V153H245ZM38 153H40V152H38ZM82 153V152H81ZM121 158H123L124 159V157L122 156L123 155V152L121 151ZM140 153H142V152H139L138 154L140 155ZM229 153H231V151L229 152ZM229 153H227V154H229ZM120 154V153H119ZM145 154H147V152H145L144 153V155H142V156H145ZM243 154V153H242ZM261 154V155H260ZM264 154V153H263ZM40 156H41V160H42V157L44 156H42L41 154H39ZM82 155V154H81ZM149 156H150V154H148ZM148 155H146L147 157H148ZM234 154H232L231 155V157L233 158V157H236V156H233ZM240 155V154H239ZM243 155H245V154H243ZM36 156V155H35ZM47 156V157H48ZM229 156V155H228ZM34 157V156H33ZM33 157H31V158H33ZM91 157V158H92ZM135 157V156H134ZM139 157V156H138ZM153 157V156H152ZM230 156H229V158H231ZM253 157V158H254ZM26 158V157H25ZM28 158V157H27ZM44 158H46V156L44 157ZM91 158H90V160H91ZM120 158V159H121ZM145 158V157H144ZM155 158V157H154ZM228 158V159H229ZM240 158V157H239ZM49 159V158H48ZM55 159H52L53 161H55ZM85 159V158H84ZM150 159V158H149ZM153 159V158H152ZM226 159V158H225ZM251 159V158H250ZM32 160V159H31ZM30 160V161H31ZM46 160V159H45ZM58 160V161H59ZM126 160V159H125ZM139 160V159H138ZM142 160H144V159H142ZM146 160V163H147V159H145ZM151 160V159H150ZM227 160V159H226ZM231 160V159H230ZM249 160V159H248ZM253 160V159H252ZM28 161V160H27ZM37 161V160H36ZM43 161V160H42ZM49 161V160H48ZM47 161V162H48ZM51 161V160H50ZM58 161H56V163L58 162ZM95 161H96V159H95ZM100 161V160H99ZM107 161L105 162V163H107ZM122 161V160H121ZM120 161V162H121ZM127 161V160H126ZM134 161V160H133ZM136 161V160H135ZM152 161V160H151ZM236 161V160H235ZM247 161V160H246ZM23 162V161H22ZM40 162V161H39ZM52 162V161H51ZM51 162L49 163V164H51ZM94 162V161H93ZM98 162V161H97ZM143 162V161H142ZM41 163V162H40ZM55 163V162H54ZM86 163V162H85ZM103 163V161L101 162V164ZM110 163V165H112ZM126 163V162H125ZM131 163V162H130ZM133 163V162H132ZM139 163H140V161H139ZM144 163V162H143ZM148 163H150V162H148ZM156 163V165H158V162H155ZM1 164V163H0ZM30 164H32V162L30 163ZM33 166H35V162L33 161ZM43 164V163H42ZM59 164V163H58ZM137 164V163H136ZM145 164V163H144ZM80 165V164H79ZM95 164H93V166H94ZM103 165V164H102ZM118 165V164H117ZM133 165V164H132ZM151 165V164H150ZM154 165V164H153ZM161 165V164H160ZM234 165V164H233ZM236 165V164H235ZM245 165V164H244ZM250 165V166H249ZM49 166V165H48ZM52 166V165H51ZM54 166V165H53ZM57 166H59V165H57ZM56 166V167H57ZM61 166H62V164H61ZM76 166H77V164H76ZM90 166V165H89ZM108 166H109V164H108ZM113 166V167H114ZM119 166V165H118ZM126 166H128V164H126ZM149 166V165H148ZM166 166V165H165ZM205 166V165H204ZM2 167V166H1ZM30 167H32V166H30ZM88 167V166H87ZM91 168L90 169H92V166H90ZM110 167V166H109ZM125 167V166H124ZM145 167H147V166H144V168ZM152 167V166H151ZM151 167H148V169L149 168H151ZM155 167V166H154ZM203 167V166H202ZM234 167V166H233ZM238 167V166H237ZM240 167V166H239ZM3 168V167H2ZM7 168V167H6ZM28 168V167H27ZM35 168H37V167H35ZM34 168V169H35ZM59 168V167H58ZM64 168V167H63ZM69 168V167H68ZM111 168V167H110ZM117 168V170H118V168L119 167H116ZM142 168V167H141ZM158 167H156V168H154V170H156ZM235 169H236V167H234ZM25 169V168H24ZM32 169H33V167H32ZM52 169H54V168H52ZM61 169H62V167H61ZM100 169V168H99ZM114 169V168H113ZM112 169V170H113ZM120 169V168H119ZM152 169V168H151ZM163 169V168H162ZM167 169V168H166ZM2 170V169H1ZM72 170H73V173H69V175H71L72 177H70V176H68L69 177V179H78V180H81V179H83L84 180V178L86 177L85 176V171H84V167H82V166H80V167H78V168H75V169H73L72 168ZM106 170V169H105ZM110 170V169H109ZM131 170H132V168H131ZM144 170V169H143ZM145 170H146V168H145ZM3 171V170H2ZM11 171H12V169H11ZM17 171V170H16ZM27 171V170H26ZM54 171V170H53ZM56 171H57V169H56ZM59 172H60V170H58ZM108 171V170H107ZM135 171V170H134ZM137 171V170H136ZM141 171V170H140ZM148 171H150V170H148ZM159 171V170H158ZM166 171H168V170H166ZM226 171V170H225ZM1 172V171H0ZM52 171H50V173H51ZM68 172V171H67ZM72 172V171H71ZM96 172V171H95ZM94 172V173H95ZM116 172V171H115ZM122 173H123V171H121ZM129 172H130V170H129ZM128 172V173H129ZM154 172V171H153ZM152 172V173H153ZM161 172H163V171H161ZM235 171H233V173H234ZM239 172V171H238ZM15 172H13V174H14ZM19 173V172H18ZM42 173V172H41ZM109 173V172H108ZM127 173V172H126ZM141 172H139V174H140ZM148 173H150V172H148ZM156 173V172H155ZM170 173H171V171H169V173H166V175H170ZM241 173H243V172H241ZM253 173V174H252ZM0 174H2V172L0 173ZM9 174V173H8ZM20 174V173H19ZM34 174V173H33ZM45 174V173H44ZM138 174V173H137ZM136 174V175H137ZM158 174V173H157ZM156 174V175H157ZM198 174V173H197ZM227 174V173H226ZM230 174V173H229ZM12 175V174H11ZM102 175V174H101ZM105 175H106V172H105ZM111 175V174H110ZM120 176H121V173L119 174ZM133 175V174H132ZM154 175V174H153ZM156 175H154V176H156ZM172 175V174H171ZM239 175H241V174H238V176ZM247 175V174H246ZM247 175V176H248ZM1 176V175H0ZM3 176V175H2ZM4 176H6V175H4ZM23 176V175H22ZM25 176V175H24ZM23 176V177H24ZM56 176V175H55ZM63 176H64V174H63ZM89 176V175H88ZM87 176V177H88ZM102 176H104V174L102 175ZM101 176V177H102ZM106 176H108V174L106 175ZM106 176H105V178H106ZM117 176V175H116ZM123 176H124V174H123ZM139 177H138V179L137 180H139V178H140V176L141 175H138ZM164 176V175H163ZM185 176V175H184ZM232 176V175H231ZM13 177H15V176H13ZM9 178V181H14L15 180V178H18L17 176L15 177V178ZM61 177V176H60ZM65 177V176H64ZM67 177V178H68ZM86 177V178H87ZM97 177V176H96ZM125 177V176H124ZM126 177H127V175H126ZM144 177V176H143ZM165 177V176H164ZM163 177V178H164ZM246 176H244L243 178H245ZM3 177H0V179H2ZM66 178V179H67ZM92 178V177H91ZM122 178V177H121ZM134 178V177H133ZM137 178V177H136ZM176 178V177H175ZM193 178V177H192ZM196 178V177H195ZM236 178V177H235ZM264 178V177H263ZM4 179V178H3ZM6 179H8V178H6ZM49 179V178H48ZM88 179V178H87ZM95 179V178H94ZM107 179V178H106ZM105 179V180H106ZM108 179H110V178H108ZM113 179V178H112ZM129 179V178H128ZM131 179V181L129 180V185H127V184H125V181H127L128 182V180H123V182H124V185H127V186H129V187H142L141 186V184H138V183H135V181L136 180H134V182H132L133 180H132V177L130 178ZM153 179H156V178H153ZM153 179H151L150 178V181H152ZM167 179H169V178H166V180ZM174 179V178H173ZM172 179V180H173ZM233 179H234V177H233ZM240 179V178H239ZM247 179V178H246ZM26 180V179H25ZM29 180V179H28ZM35 180V179H34ZM38 180V179H37ZM82 180V181H83ZM86 180V179H85ZM96 180V179H95ZM101 180V179H100ZM99 180V181H100ZM141 180V179H140ZM143 180V179H142ZM145 180V179H144ZM159 181H160V179H158ZM166 180H164V184H163V180H162V183H161V181L159 182V184L161 183V184H163L162 186H165V184H166ZM171 180V181H172ZM184 180V179H183ZM186 180V179H185ZM238 180V179H237ZM245 180V179H244ZM16 181V180H15ZM31 181V180H30ZM30 181H28V182H30ZM47 181V180H46ZM61 181V180H60ZM81 181V182H82ZM96 181H98V180H96ZM101 181H103V180H101ZM114 181V180H113ZM147 181H148V179H147ZM153 181H155L156 182V180H153ZM152 181V182H153ZM170 181V182H171ZM175 181V180H174ZM188 181V180H187ZM194 181V180H193ZM208 181H210V180H208ZM207 181V182H208ZM217 181H218V179H217ZM229 181V180H228ZM246 181V180H245ZM34 182V181H33ZM52 182V181H51ZM54 182H56V181H54ZM67 182V181H66ZM87 182V181H86ZM93 182V181H92ZM91 182V183H92ZM142 182V181H141ZM169 182V181H168ZM207 182H206V184H207ZM212 182V181H211ZM234 182V181H233ZM247 182V181H246ZM57 183V182H56ZM63 183V182H62ZM70 183V182H69ZM78 183V182H77ZM90 183V182H89ZM98 183V182H97ZM104 183H105V181H104ZM110 183V182H109ZM145 183V182H144ZM147 183V182H146ZM154 183V182H153ZM157 183H158V181H157ZM172 183H173V181H172ZM172 183H170L169 185H171L170 187H172ZM188 183H189V181H188ZM192 183H194V182H192ZM201 183L203 184V182L201 181ZM200 183V184H201ZM229 183V182H228ZM227 183V184H228ZM19 184V183H18ZM82 184V183H81ZM88 184V183H87ZM108 184V183H107ZM122 184V183H121ZM143 184V183H142ZM149 184V183H148ZM175 184H177V182L175 183ZM200 184H198L197 186H199ZM202 184H201V187H203L204 188V190H205V187L204 186H202ZM205 184V185H206ZM222 184V183H221ZM224 184V183H223ZM222 184V185H223ZM229 184V185H230ZM24 185H26V183L24 184L23 183V186ZM53 185V184H52ZM52 185H48V184H39V185H37L36 187H33V188H35V190H37V192H38V198L39 199H41L42 197H46L47 199H48V197L50 196H57V198L60 196V197H62V198H64L65 200H73L74 202H75V208H77V205H81V204H91V205H94V206H96V207H98V209H100V210H102V211H105V212H108V213H112V214H114L115 213V215L116 214H119V215H123V216H134V217H136L137 216V220L139 219V221H140V223H155V222H160V223H165V225H174V224H172V222H173V220L171 219V218H168V216L167 217H163V216H161V217H156V216H154V214H152V213H150V211L148 212V211H145V209L143 210L142 208V210L139 208V209H133V210H128V209H126L124 206H125V204L126 203H123L122 201V203H123V206L121 205V207H120V204H122L121 202H119L120 204H118V201L116 200V202H115V198L116 197H114L113 198V200H114V203H113V201H112V199L111 200H109L110 201V203L109 202H107L108 200H99V199H95V198H93V199H91L90 198V196L88 195V196H86L87 194H84V195H81V194H78V193H75L74 191H72L73 189H71V191H68V190H66V188L70 185V184H68V186H66V185H63V186H61V185H58V186H52ZM57 185V184H56ZM72 185V184H71ZM100 185H102V184H100ZM100 185H99V187H100ZM152 185H154V184H152ZM168 185V184H167ZM169 185H168V187H169ZM20 186V185H19ZM33 186V185H32ZM31 186V187H32ZM79 186H81V185H79ZM94 186V185H93ZM110 186H112V185H110ZM109 186V187H110ZM193 186V185H192ZM195 186H196V184H195ZM227 186V185H226ZM232 186V187H233ZM248 186H250V189H249V187ZM28 187H29V185H28ZM30 187V188H31ZM71 187V186H70ZM69 187V188H70ZM77 187V186H76ZM83 187V186H82ZM90 187H92V186H90ZM108 187V188H109ZM144 187V186H143ZM147 187H148V185H147ZM167 187V186H166ZM174 187H176V186H174ZM189 187H190V185H189ZM201 187H197V189L198 188H201ZM230 187V186H229ZM68 188V189H69ZM84 188V187H83ZM112 188H113V186H112ZM123 188V187H122ZM125 188V187H124ZM151 188H153V187H151ZM203 188H201V189H203ZM207 188V187H206ZM227 188V187H226ZM246 188H248V190H252V191H247L246 190ZM115 189H116V187H115ZM131 188H129V190H130ZM133 189V188H132ZM131 189V190H132ZM149 189V188H148ZM157 189V188H156ZM163 189V188H162ZM196 189V188H195ZM70 190V189H69ZM86 190V189H85ZM100 190V189H99ZM111 190V189H110ZM127 189H125V191H126ZM142 190V189H141ZM144 190V189H143ZM160 189H159V187H158V191H159ZM229 190V189H228ZM105 191H107V190H105ZM203 191V190H202ZM126 192H129L130 193V191H126ZM144 192V191H143ZM149 192V191H148ZM227 192V191H226ZM88 193V192H87ZM97 193V192H96ZM100 193V192H99ZM125 193V192H124ZM132 193V192H131ZM133 193H134V191H133ZM135 193H136V190H135ZM142 193V192H141ZM154 193H155V191H154ZM153 193V194H154ZM157 193V192H156ZM160 193V191L157 193V195ZM171 193V192H170ZM223 193V192H222ZM90 194H91V192H90ZM93 194V193H92ZM91 194V195H92ZM118 194L120 195L121 193H119L118 192ZM149 194H150V192H149ZM152 194V193H151ZM152 194V195H153ZM161 194V193H160ZM164 194V193H163ZM132 195V194H131ZM130 195V196H131ZM140 195V194H139ZM142 195V194H141ZM144 195V194H143ZM172 195V194H171ZM222 195V194H221ZM115 196V195H114ZM124 196V195H123ZM156 196V195H155ZM159 196V195H158ZM157 196V197H158ZM119 197V196H118ZM121 197H122V195H121ZM121 197H119V199L121 198ZM127 197H128V194H127ZM132 197H133V195H132ZM151 197V196H150ZM153 197V196H152ZM255 197V196H254ZM103 198V197H102ZM136 198V197H135ZM138 198V197H137ZM139 198H141V196L139 197ZM144 198H145V196H144ZM148 198V197H147ZM171 198V197H170ZM169 198V199H170ZM50 199V198H49ZM128 199V198H127ZM131 199V198H130ZM146 199V198H145ZM171 199H174V198H171ZM228 199H230V198H228ZM235 199H234V201H235ZM251 199H253V196H252V198ZM195 200V199H194ZM230 200H232V199H230ZM111 201H112V203H111ZM137 201V200H136ZM146 201V200H145ZM251 201V200H250ZM256 201V202H255ZM188 202V201H187ZM195 202V201H194ZM236 202V201H235ZM128 203V202H127ZM184 203V202H183ZM189 203H190V200H189ZM243 203V202H242ZM241 203V205H244V204H242ZM245 203V202H244ZM112 205V206H110V205ZM132 204V203H131ZM147 205H148V202L146 203ZM233 204V203H232ZM238 204V203H237ZM246 204V203H245ZM252 204H253V202H252ZM90 205V207H92ZM137 205V204H136ZM170 205V204H169ZM168 205V206H169ZM193 205V204H192ZM239 205V204H238ZM254 205V204H253ZM82 206V205H81ZM93 206V207H94ZM127 207H128V204L126 205ZM130 206V205H129ZM250 206V205H249ZM145 207H146V205H145ZM171 207V206H170ZM174 207V206H173ZM192 207V206H191ZM195 207V206H194ZM253 207H255V206H253ZM131 208V207H130ZM133 208V207H132ZM137 208H138V206H137ZM149 208V207H148ZM152 208V207H151ZM151 208H150V210H151ZM187 208H188V206H187ZM186 208V209H187ZM97 209V208H96ZM183 210H184V208H182ZM246 209V208H245ZM251 209H253V208H251ZM188 210H190L189 208H188ZM250 210V209H249ZM256 210V209H255ZM258 210V209H257ZM259 210V211H260ZM187 211V210H186ZM194 210L192 209V212H193ZM196 211V210H195ZM153 212V211H152ZM257 212V211H256ZM261 212V211H260ZM260 212H259V215H260ZM190 213V212H189ZM179 214V213H178ZM252 215V214H251ZM223 216V215H222ZM264 216V215H263ZM170 217V216H169ZM254 217V216H253ZM256 217H257V215H256ZM258 218H259V216H258ZM261 218V217H260ZM212 219V218H211ZM256 220H259V219H257L256 218ZM262 220V219H261ZM228 221H230V220H228ZM263 221V220H262ZM250 222V221H249ZM252 222V221H251ZM258 223H259V221H257ZM257 222L255 223L254 222V224L255 225H246L247 227H244L245 225H243L242 224V226L243 227H237V226H234L233 225V227H231L230 225V228H229V226H226V225H224L225 227H227V228H224L223 227V225H221L222 227L221 228H215V227H204L203 228V230H205V231H208V233L209 232H212V231H215L214 233H219V234H222V235H225V236H229L230 237V235H232L233 237L235 236V238H239L240 240H247V241H250V240H253V239H255V240H264V221H263V223H261V221H260V224H257ZM231 223V222H230ZM229 223V224H230ZM232 223H234V222H232ZM231 223V224H232ZM253 223V222H252ZM139 224V223H138ZM184 224H187V223H184ZM240 224V223H239ZM257 224V225H256ZM190 224H187V225H184V226H181L180 224H175L174 226L176 227V228H184V227H186L187 229H189V226ZM236 225V224H235ZM185 229V228H184ZM217 230V231H216ZM223 237V236H222ZM226 238V237H225Z\"/></svg>","mask_w":264,"mask_h":264},{"label":"water","instance_id":"obj_3","mask_svg":"<svg viewBox=\"0 0 264 264\" xmlns=\"http://www.w3.org/2000/svg\"><path fill=\"white\" fill-rule=\"evenodd\" d=\"M0 264H264V243L138 228L0 184Z\"/></svg>","mask_w":264,"mask_h":264}]
</instances>
